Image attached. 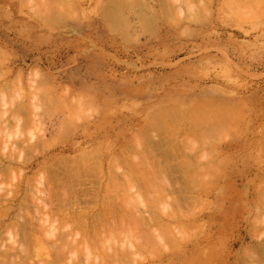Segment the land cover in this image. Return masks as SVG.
Instances as JSON below:
<instances>
[{
  "label": "rangeland",
  "instance_id": "1",
  "mask_svg": "<svg viewBox=\"0 0 264 264\" xmlns=\"http://www.w3.org/2000/svg\"><path fill=\"white\" fill-rule=\"evenodd\" d=\"M40 1V0H39ZM39 1H36V0H30V3H29V0H0V102H1V104H0V107H1V109H0V112H2V110L3 111H7V113H5V112H2V114H4V115H2V114H0V115H2L1 116V118L2 117H5V119H7L10 115V112H12L11 110H13V111H16L17 109H18V111H17V114H14L15 112H13V113H11V115H13V116H10L11 117V119L9 118L8 120H6L5 122H7V121H9V125L7 124V123H5L4 121V123L5 124H7V126H5V124L4 123H2V125H1V120H0V127H2V128H4V126L6 127V129L8 130V126H9V129H10V126H12L11 124H14V122H17V121H19V122H17V124L19 123V127H18V125H13V127H14V129H15V134H14V131H13V129L11 128L10 129V131H11V133H12V136L9 138V139H11L13 136H17L16 138L15 137H13V138H15V139H11V141H9V142H11L10 144H12L13 143V145H15V147H16V145L18 146V145H21V146H19V147H14V149H16V151L17 152H21V150L19 151V149L21 148L22 149V154H17V152L15 151V150H13V146H11L10 144H9V142H8V139H7V136H6V138H5V136H0V138H1V140L2 141H6V139H7V144L5 143H3L2 141H0L1 143L0 144H4L3 146H5V145H7L6 147H4V148H6L5 150H7V151H5V152H3V149H2V145H1V149H2V151H0V152H3V153H5L4 155H3V153L2 154H0V160H2V163L0 164L1 166V168L0 169H3V167L7 170H10L9 168H12L11 166H9V168H6L7 166H8V164L9 165H13V169L15 170V169H19V170H16V173H14L13 171H8V172H10V173H14L13 174V176H14V178H15V180L14 181H12V179H13V177L10 179V183H6L5 181L7 180V179H9V177H7L6 178V180H3V178H5L6 176H7V174L8 173H4L3 171H2V174H4L5 175V177L3 176V178H2V174H0V179H1V184L0 185H2V186H0V191H1V187L2 188H5L4 190H6L7 189V187L8 186H10V188L8 187V189H7V193H8V195H9V198H10V196L13 194L14 196L13 197H15V196H17L16 198H17V200H16V198H15V202H14V198H13V200H12V197L8 200V199H6V197L4 196V192H6V191H4V192H2V193H4V194H2L1 192H0V194H2V197L4 196V198L5 199H2V201H0L2 204H3V201H7L8 200V202H6L7 204H8V206H10V207H7V205L5 206V202H4V205H1L0 206V209L2 210V209H5L6 207L7 208H12L13 207V209H10V210H12V211H10L9 209H8V212L10 213H8V212H6L7 214H6V216H7V218H5V215H4V219L2 218V220L0 219V221H3V222H5V219H6V224H9V223H12V221H14V223H15V221L17 220H19L17 223H15V224H18L19 222V227H20V230L18 229V226L17 227H14V228H17V230H13V228L11 229V226L13 227V225H14V223H12L11 225H10V228H9V230L10 231H2V232H0V235L1 236H4L3 238L0 236V240H1V238L4 240V239H6V238H9L10 239V244H16V243H13V241H12V243H11V235L9 234V233H11L12 231L13 232H17L18 230V233H12V235L14 234V238H15V234H17L18 235V238L19 239H21L20 241L21 242H18L19 244H16V246L17 245H21V244H26L25 243V241L26 240H28V239H26V240H23L22 241V238H24V233H22L24 230H25V228H26V231H27V233H28V231H29V233H30V235L29 234H27L28 236H30L29 237V239L30 240H28V243H29V241H31V243L32 244H34L35 246H34V248L36 247V244L34 243L36 240H35V234H36V232H37V230H35V228H40V224L38 225V227H37V225H36V223L34 222V218L36 219V217L34 216L33 218H29V216H30V213H34V209H36L37 207H35V206H33V204H34V202L32 203L31 201L32 200H30L31 199V197L33 196V194H34V190H33V188H35V184L37 185L36 186V188L38 189V188H41L42 186L45 188V186H48V184L49 185H51V186H54V188H56V187H59V186H56L55 187V184L54 183H56L57 182V178H62V177H64V175L62 176L61 174L64 172V170L66 169V167H68L67 169H68V171H65V172H69V176H71V177H73V173L74 174H76V176L78 175V170H79V172H86L87 171V169H85V167H87L86 165H84V169H82V167L81 166H83L82 164H84V161H85V164H86V160H88L89 158H87L86 156H84V155H89V154H87L88 152H94V149L97 151V152H94V156L93 157H95L96 156V154L98 153L99 155H100V153L102 154V156H103V158H102V156L100 155H98L97 157L99 158V157H101V159L99 158V159H96L97 157H95L94 159H96L97 160V162L93 159V158H91V160L90 161H93V164L94 165H97V166H99L101 163H103V165H101L100 167L102 168V166H105L104 168H103V170H105V172L103 173V175H105V179L106 180H101V179H103V177H101V174H102V171L100 170L99 171V174H98V176L100 175V178L98 179L96 176H95V181H100V182H98V184L97 185H94L93 184V182H94V180H89L90 179V177L93 179L94 178V176H93V174H92V172L93 173H96V175H97V169L99 170V168L100 167H97L96 169H93L92 167H95V166H92V167H89L88 166V168H91L90 170H91V173H88V174H83V176H85V175H92V176H85L84 178H86L87 177V181H89V182H91L92 181V186L94 185V186H100L101 184H102V182H104V183H106L107 184V186H106V184H102V185H104L103 187H104V192H102L101 193V197L102 196H104L105 195V197L106 198H108L109 199V196L108 195H110L111 194V196H110V198L111 199H114V201H115V205L116 204H118L117 203V201H118V199H116L115 200V198H117L116 197V195H118L119 196V193H120V196L122 197V195H121V193H123V196L125 197L123 200H124V202H125V199H126V194H128V193H130V191L129 190H125V189H123L124 191H122V192H119L118 190H119V188L117 189V192H111L112 190H114V189H112V188H109L108 189V185L109 184H111V182H110V180H111V178H109V177H111L110 176V174H113L111 171L109 172V170H108V168L110 169V170H112V171H114V169H115V171H117V167L120 165V164H122L121 166L123 167V168H121V170L119 169V171H117L118 173V176L116 175V177H118V178H120L121 176L119 175V174H122V173H124V171H125V173L127 172V171H131L132 172V167H133V159H130V162H132L131 163V166H129V165H127V163L126 162H128V160H125V159H129V158H131V156H130V154L132 155V153H133V155L135 154V152H137V148H135V147H139V149H141L142 148V146H138V142L137 141H139V138L141 137V139L142 140H140V144L142 145V143H141V141L143 142V144H146V142L148 143L149 142V140H153L152 139V137L155 135V137H154V139L155 138H157L156 136L158 135V136H160L161 138H162V134H160L162 131H167V130H164V128L163 127H160L161 125H158L159 123V121H158V119L156 118V117H158L159 118V120H160V118H166V112H165V110L166 111H169V112H171V113H174V112H176V113H174L173 115H176L177 117H179V118H182V116L183 115H186L187 113V115H186V117L187 118H189V119H187L186 117V119H184V116H183V118L182 119H180L181 120V122H179V121H177V123L175 122V124H178V123H180L178 126H177V129H174L175 127V125L173 124V123H170V127L168 128V129H171L172 130V125H173V130H172V133H174V135L172 134V133H168V135L167 134H164V132H162L163 133V137L164 138H162V140L163 139H166V140H168L169 142V144L171 143V145H169V144H165V140H163L164 141V144L163 143H161L160 142V137H159V139H156V140H158V142H160L161 144H163V145H161V146H163V148H161V146H159V149H157L158 147H157V145H156V143L154 142H151V143H153V144H155V146H156V151L154 150V148H152V147H155L153 144H150V143H148V144H150V145H153V146H149L148 144H146V146H148L149 147V149H148V147H145V145L143 146V148L145 147L147 150H149V151H146V149H145V152H147L146 154H147V156H148V153L149 152H151V154H149L150 156L151 155H154L155 157H156V161H158V160H160V162L162 163V161H164L165 163H166V161L170 164V166H168V167H170V169L168 168V170H169V173H167L168 171L167 170H158V168H157V163H158V165L159 166H161L160 164V162L158 161V162H155V166H154V164L152 163V161H151V163H152V166H154L155 168H156V172H160V173H162V175H165V177H166V174L164 173V171L168 174V178H170V176L172 177V178H170L171 180H172V183L171 182H166V180H165V182L167 183H165L164 182V179H166L165 177H164V179H162L161 180V182L163 183H165L166 185H168V184H170V185H168V188H169V186H173V184H174V182H175V185H176V187H177V185L181 188V189H184V191H182V190H179L178 188V191L180 192L181 191V193H179L178 191H177V189H175V187L174 188H172V189H175V191L176 192H173V193H171L172 191H174V190H172V191H167L166 190V188L164 187V189H165V191H161V190H159L158 189V187H161L160 185H162V183L160 184L159 182L158 183H156L157 185H158V187H157V189L160 191V193L162 194V193H165L166 191H167V193H166V195L168 194V195H174V193H175V195H176V197L178 196V198H176V197H173V195H172V197L170 198V196H168V198L167 197H162V196H166L165 194H163L162 196L160 195V198L162 197V201L163 202H165L164 204H162V206L163 205H165V207H166V211H170V209H169V207H171V209H175L176 207H177V210H178V206H174V205H176V204H178L179 205V203H180V205H181V207L179 208V210H182L181 208H183L184 206H185V204H186V202L184 203V200H181V199H183V197H184V199H185V201L187 200V202L189 203V205H188V203H187V205L185 206L186 208H190L191 206H190V204L192 205V209L193 208H195L194 210V214H193V212H191L192 210L191 209H189V210H184V209H186V208H184L183 209V211L185 212L186 211V213H187V211H188V214L189 213H191V218H189L187 215H186V219H184L183 218V220H182V217H185V215H183V213L184 212H181V218H179L178 216H179V210L177 211V213L178 214H175V213H172V212H170V213H172V215H171V218H173L172 216L174 215H176V218L178 217L179 218V220L178 219H176L175 217H174V220L176 219V221H172V219L171 220H169V217L166 219V217L167 216H169L168 214L169 213H167L166 211H165V213H167V215H166V217H164L163 215L165 214L164 213V211H163V213H161V212H159V211H157L158 209H160V210H162L163 208H162V206H161V201H158V202H160L159 204L160 205H158V206H160V208H158L157 207V205H155L156 206V208H158V209H156L155 207L154 208H151L150 210V212L152 213V212H154V210L156 209V212H154V213H156V215H157V218L160 216V217H162V220H163V222H160L159 223V220L157 219V222H155V218H156V216L155 215H153V213H152V215H153V217L152 218H154V216H155V218L153 219V221L155 222V223H153L150 219H149V221H150V229H149V223L148 224H145V223H147L148 221V219H145V216H146V214L148 215L146 218H149L150 217V214L151 213H148L149 211L147 210V208L145 207V209H146V213H145V215H144V217H142V218H140L139 220L140 221H137L138 223L137 224H135V221H134V223H132V225L133 224H135V226L136 225H138L139 226V224H143L144 223V221H145V227H146V225H148L146 228H147V230H146V228L144 227L142 230L139 228L138 230H137V227H136V230L137 231H135L137 234H138V236L140 235V232H141V234H142V231L144 230H146V232L147 231H150L151 230V228H155V226H157L156 224L157 223H159V226L161 227V226H163L164 225V227H168L169 228V225L167 226V225H165V224H167V222L168 223H170V225H174V224H182L181 226H184L185 227V224H186V227L188 228V227H190V226H193L194 227V225H195V223L197 224V225H199V224H201V226L203 227H201L200 225V228L199 229H196V227H198V226H196V227H194L195 229H191V232H189V233H192L193 232V234H192V236H195V234H194V231L195 230H198V237H192L193 239H191L190 238V240L188 239L189 237H191V235L187 238V240L189 241V243L188 242H185V241H183V239H185L186 240V238H185V236L187 235V234H189L188 232H187V234L185 233V232H182L183 234H179V236H181V238H179V241H177L178 243L180 242V240L182 239V241L183 242H185L184 244H179V246H177L178 245V243L176 242V241H174L175 239H174V236L173 235H175V234H177L178 235V233H179V230L180 229H178V231L177 230H175V228H169V229H172V230H170V232H172V231H175V234H171V233H166V232H164V231H166V230H164L163 231V227H162V229L160 230V227L158 226V227H156V230H157V228L159 229V231L161 232H164V233H166V234H170V235H172V237L173 238H171V236H170V238L173 240H171L170 238L169 239H166V238H161V240H163V242H165V241H171V242H175V244H176V246H177V248H175L176 246H175V244H174V247H172L171 245L173 244H171V242H169V247L171 246L172 248H174L173 249V251L171 250V249H169L168 250V246H167V244H166V250H164L163 248L160 250V251H158L157 249L158 248H160L161 246L159 245L160 243L158 242V245L160 246H158L157 247V249H156V247L154 248V250H152V248L154 247V246H152L153 244H152V242L153 241H155V240H150L149 239V236L150 237H152V238H154L153 237V235H156V237L155 238H157L156 240L157 241H160L159 239H158V236L157 235H159L160 233L158 232V230H157V234H155L156 232L155 231H153V232H155L154 234H151L150 232H147L148 233V236L146 237V235L147 234H144V231H143V234H144V236L142 235V238H145L144 240L142 239V242H141V240L139 241V238L141 237V236H139V238H138V242H141V244L143 243L144 245H146L145 244V240H150L149 242L151 243V245L149 246V244L148 245H146V246H148V247H144V245H143V247L144 248H142V245L140 244V247H141V250L143 249V251L141 252L142 253V255H141V253H139L138 254V252L136 253V248L137 247H139V246H137V245H139L138 243H136L137 242V239H135V236L133 237L135 240H136V242L134 241V240H131V238H130V236L128 237V236H125V235H128V233L127 234H125L127 231H126V228L125 227H121L120 229L121 230H123L124 231V235L123 234H121V236L123 235V236H125V238L127 237L128 239H129V241H127V244H128V242H132V241H134V242H132V243H130V245L132 244V245H135V246H137V247H135V249H133V250H131V251H135L134 252V254L136 253V255H134L133 253H130L131 255L133 254V257L135 258V263H133V262H131V261H133V258H131L130 260L128 259L129 257H131L130 255H125L124 254V252H125V250H122L121 249V247L123 248L124 246H122L121 245V247H120V249L123 251V255H125V257H123V255L121 254L122 252H121V250L119 251V252H117L118 253V258L117 259H120L121 258V256H122V258L124 259V258H126V259H128L129 261H128V263L130 264V263H132V264H169L170 262V260H174V261H178V262H172L171 261V263L172 264H188L189 262V264H193V261H192V258L194 257V256H196L197 254V257L198 256H200L201 255V252L203 251L201 248H206V250L208 249V248H212V249H210L211 250V252L210 251H208V252H202V254L204 253V255L207 257L208 255V253H209V255L214 251V247H216V246H213V244L215 245H217V248L218 247H220V248H218L219 250V252L217 253H214L213 255H221V256H223V257H221V256H219V258L217 259V261L215 262V259L217 258L216 256H214V257H216L215 259H213V263H211L212 261H211V257L213 258V256H209L208 258L210 259H208V258H206V259H208V260H206V261H208V262H210L209 264H237V260H239L240 259V257H239V255L240 254H237V253H241V250L243 251V249L244 248H246V247H250L249 245H251L253 242H251V241H253V239H252V237H254V236H257V235H255L256 234V231H259L258 229L257 230H255V233H253V235H252V237L250 236V233L251 232H249V225H250V221H252L253 220V217H254V219H255V213L251 216V211H254L255 210V208H256V204L257 205H259L260 203L262 204V202L264 201V198H263V196L262 195H264L263 194V189L261 188V187H263V183H264V165H263V160H264V152H263V148H264V141H263V139H264V9H262V7H264V5L262 6V4H264V1H263V3L260 1V3L258 2L257 3V0H250V1H248L247 2V0L245 1L246 3H248V4H251V6H248V4H247V7H245V3H244V1H242V3H241V1L240 0H235V2L237 3V4H239V6L240 7H245V13H247V11H251V12H249V15L251 14V13H256V12H259L261 9L263 10H261L260 12H259V15H258V13H256V15L254 14V15H252V16H256V18H252V20H251V18L250 17H252V16H247L248 18H246L245 16H243L244 18H241L242 16L241 15H239L238 13H237V15H236V12H233V10H229V9H227L226 10V8L224 9V5L226 4V0H210V1H208V3H210V5L208 4V3H206L207 1H203V0H201V1H195V0H188V1H190V2H192V3H195L194 5L195 6H197L198 7V5L197 4H201L202 3V1L203 2H205L206 3V7H208L209 6V8H210V6H211V10H213V11H210L211 13H212V15H211V13H210V15H209V18L207 17H203V16H201L199 13L197 14V12H196V14L198 15L197 16V19H199V20H201L202 21V19H200V18H204L203 19V21H202V23L200 22V21H198L197 19H196V17H194L193 15H195L196 16V14H194L193 12L192 13H188V11H198V10H200V11H202V13H204L203 12V10H205L204 9V5H203V7L201 6V7H198V9H196L195 10V8L192 10V9H189V10H187L188 8H184V2H183V5H181L182 3L180 2V4L178 5L176 2H174L173 3V5L175 4L176 6H177V8H176V6L174 5V6H172V2L170 1H168L169 3H171V5L170 4H168V2L166 1V0H164V1H160V0H149L148 2H147V4H149V6H146L147 4H146V1L147 0H139V1H141V2H143L142 4H141V2H139L138 0H137V3L139 4H136V3H134V4H136V7L134 6V5H132V4H128V5H126V8H127V11L125 12L126 14H124V15H129V16H127V17H129L128 18V20H127V17L125 16V18H124V15L122 16L121 14H123V13H121L120 15H117V16H119V17H117L116 18V20L111 24V19L113 18H111V16L112 15H114V14H112V13H109L110 11L111 12H113L112 11V7H111V5H108L107 4V1H105V0H59L60 2L62 1L63 2V4H65L66 5V3H67V5L65 6V5H61L60 4V2L58 3V5L60 4V6L61 7H68V9L70 8V6H74V7H77L78 8V10L81 12L80 13V15H78V17L80 18H78L79 20H80V22L77 20V22H76V19L74 20L75 21V23L72 21V19L70 20V21H72V22H69V21H67V23L65 22V21H63L64 19H62V18H64V17H69L68 15H72V14H74V12L73 11H76V13H77V8H74L73 7V9H75V10H73L72 9V11L70 10V12L68 11H66L65 13L64 12H62L61 10H60V7L59 8H57L56 7V10L58 9L61 13H63V16L64 17H61L60 15H61V13L58 11L57 13L55 12L54 14H52V10H53V12H54V5H57V2H56V0H54V2L52 1V3H55L54 5L52 4V3H49V5L51 4L53 7H52V10H50V15H49V17L51 16V18H49L48 17V14L49 13H47V17L46 18H48V19H46V20H49L50 22H51V19H52V16L53 15H59L58 17L60 18V19H62V21L58 18V21H60L61 23L62 22H64V23H66L65 25H67V26H63V25H61V23L59 24V26L60 27H62V29L59 27V26H57V24H58V22H56L55 24H54V22L52 23L53 25H55V28H54V26L53 27H51L52 25H51V23L50 24H48V22L47 21H45V20H43V21H45L47 24L45 25V23L44 22H42V19H44V18H39L40 16V14H38V9L37 8H39V11H40V9H41V11H40V13L42 12V8H40V6H41V4H43V3H40ZM42 1V0H41ZM44 1V0H43ZM42 1V2H43ZM47 0H45V2H46ZM50 1V0H49ZM48 1V2H49ZM81 1V2H80ZM194 1V2H193ZM237 1H239L240 3H238ZM259 1V0H258ZM27 2V3H26ZM36 2V3H35ZM37 2H39V7H37ZM47 2V3H48ZM61 2V3H62ZM77 4V5H75V3ZM83 2V3H82ZM104 2L106 3L105 5H107V6H109V7H107V6H105L104 5ZM152 2V3H151ZM154 2H156L155 3V5H154ZM164 2H166V5H164L165 3ZM25 3H26V5L29 3L30 4V6L28 5V8H25L26 7V5H25ZM161 3V4H160ZM162 3H163V5H162ZM197 3V4H196ZM204 3V4H205ZM214 3V4H213ZM224 3V4H223ZM110 4V3H109ZM141 4V5H140ZM157 4V5H156ZM168 4V5H167ZM203 4V3H202ZM223 4V5H222ZM242 4V5H241ZM245 4V5H244ZM254 4V5H253ZM25 5V6H24ZM31 5H32V7L34 6V8H36V9H33L32 10V12L30 11V7H31ZM57 5V6H58ZM102 5V6H101ZM212 5H213V7H212ZM44 6L46 7V8H49V6L47 5V4H43V8H44ZM128 6H131V7H128ZM140 6H142V8L140 7ZM146 6V7H145ZM151 6H154V8L153 7H151ZM156 6V7H155ZM161 6L163 7V8H161ZM172 7L171 9L172 10H170L168 7ZM181 6V7H180ZM186 6V5H185ZM200 6V5H199ZM225 6H227V5H225ZM254 6V7H253ZM256 6V7H255ZM135 8V9H132L131 10V8ZM137 7H139V8H141V10L143 9V7H144V11H142L141 12V19H140V14H138V13H140V9H138ZM175 7V8H174ZM180 7V8H179ZM205 7V8H206ZM253 8V9H251V8ZM260 7H261V9H260ZM51 8V7H50ZM129 8V9H128ZM146 8H148V10L146 9ZM152 9V10H150V9ZM159 8V9H158ZM164 8H166V10H168V11H166ZM181 9V10H183L184 11V17H185V19L182 17V19L180 18L181 16H183L182 15V13L183 12H181V11H179V10H177V9ZM203 8V9H202ZM228 8V7H227ZM67 8L66 9H64L63 8V11L64 10H68ZM105 11H104V10ZM110 9V10H109ZM138 9V10H137ZM146 9V10H145ZM163 9H164V11H163ZM224 9V10H223ZM254 9H257V10H255L254 11ZM36 10H37V14H35L36 13ZM55 10V11H56ZM99 11V13H98V11ZM101 10V11H100ZM103 10V11H102ZM123 10V8L121 9V11ZM135 10V11H134ZM154 10H156V11H154ZM174 10L176 11L177 10V12H180V13H177V12H174ZM207 10V9H206ZM210 10V9H209ZM226 10V11H225ZM229 10V11H228ZM247 10V11H246ZM253 10V11H252ZM259 10V11H258ZM45 11V10H44ZM79 11H78V13H79ZM106 11H109L108 13L106 12ZM124 11H125V7H124ZM129 11V12H128ZM147 11V12H146ZM172 11V12H171ZM187 11V12H186ZM46 12H47V10L45 11V13H41V14H46ZM73 12V13H72ZM103 12V13H102ZM104 12H105V14H104ZM148 14H146V13ZM161 14V13H171L170 14V16H172L171 18H170V16L169 15H160L159 13ZM206 12V11H205ZM224 12V13H223ZM232 13V15H234V13H235V16H232V15H230V13ZM59 13V14H58ZM71 13V14H70ZM76 13H75V16H76ZM109 14L110 15V17H108V19L110 20V21H108V20H106V16H109V15H107V14ZM128 13V14H127ZM130 13V14H129ZM133 13V15H131ZM135 13V14H134ZM142 13H144V14H146L147 15V18L145 17H143V15L144 14H142ZM151 13V14H150ZM158 13V14H157ZM207 13L209 14V11H207ZM229 13V15H227ZM103 14V15H102ZM112 14V15H111ZM136 14H138L137 16H136ZM189 16H188V15ZM193 14V15H192ZM104 15H105V17H104ZM175 15H177V17L175 16ZM181 15V16H180ZM187 15V16H186ZM190 15H192V17H190ZM203 15V14H202ZM207 14L205 13V15L204 16H206ZM247 15H248V13H247ZM42 16V15H41ZM72 16H74V15H72ZM71 16V17H72ZM74 16V17H75ZM103 18H102V17ZM122 16V17H121ZM139 16V17H138ZM149 16V17H148ZM150 16H151V19H153V20H151V22L153 23H151V22H149L148 23V20H150ZM167 16V17H166ZM241 16V17H240ZM45 17V16H44ZM54 18H57L56 16H53ZM77 17V16H76ZM75 17V18H76ZM116 17V16H115ZM121 17V19H123L124 21H122V23H125L126 22V24L125 25H121V20H119V18ZM133 17V18H132ZM153 17V18H152ZM177 18V19H180V20H177V19H175V18ZM190 17V18H189ZM199 17V18H198ZM73 18V17H72ZM173 18V19H172ZM189 18V19H193L192 21H191V23H190V20L187 19ZM206 18V19H205ZM246 18V19H245ZM103 19H105V21L103 20ZM117 19L120 21H118L119 23H120V25H118L116 22H117ZM139 19H140V21H139ZM176 20V21H178V22H173V20ZM184 19V21H182ZM209 19V20H208ZM242 19H245V20H242ZM254 19V20H253ZM69 20V19H68ZM113 20V19H112ZM131 20H133V21H131ZM166 20V21H165ZM172 20V21H171ZM198 21L197 22V24H196V22L195 21ZM248 20V21H247ZM41 21V22H40ZM55 21H57V19L55 20ZM143 21V22H142ZM147 23H146V22ZM170 21L171 22H173V23H175V26H172V25H174L173 23L171 24L170 23ZM182 21V22H181ZM189 21V22H188ZM107 22H109V25L111 24L112 26H113V24L115 23L116 24V26H114L115 27V29H116V32L114 31V28H112V27H110L109 28V25L107 24ZM127 22H128V26L127 27H125L126 25H127ZM180 22V23H179ZM195 22V23H194ZM205 22V23H204ZM77 23V24H76ZM141 23V24H140ZM145 23L147 24V26H145L146 27V29H145V27H144V25H145ZM179 23V25H176V24H178ZM184 23V24H183ZM199 23V24H198ZM204 23V24H203ZM63 24V23H62ZM70 24V25H69ZM130 24V25H129ZM136 25V27L134 26V25ZM148 24H150V25H148ZM182 24H183V26H182ZM49 25H51V26H49ZM117 25H118V27H117ZM132 25V26H131ZM143 25V26H142ZM181 25V26H180ZM193 25V26H192ZM70 26V27H69ZM72 26V27H71ZM121 26V27H120ZM131 26V27H130ZM139 26V27H138ZM151 26H152V29H154V31H151V33H153V34H151L150 33V29H151ZM120 27V29H122L123 28V30H120V32L118 33V28ZM187 27H188V29H187ZM74 28V29H73ZM126 28V29H125ZM128 28V29H127ZM148 28H149V32L147 31L148 30ZM68 29V30H67ZM135 31H134V30ZM137 29V30H136ZM66 30V31H65ZM78 30V31H77ZM114 31L113 33H112V31ZM127 30H130V31H126ZM145 30H146V33H145ZM183 30H185V31H187L186 33L183 31ZM77 32V33H76ZM122 32H123V34H122ZM117 33V34H116ZM126 33H127V35H126ZM132 33V34H131ZM150 33V34H149ZM191 33H192V36H191ZM126 36H125V35ZM185 34V35H184ZM186 34L188 35V36H186ZM131 35V36H130ZM183 35V36H182ZM190 35V36H189ZM128 36H130L129 38H128ZM134 36V40L133 39H131L132 37ZM137 36V37H136ZM123 38V39H122ZM128 38V39H127ZM129 40V41H124V40ZM137 39V40H136ZM213 58V59H212ZM224 58H226V59H224ZM211 60H213V62H211ZM224 60H226V61H224ZM212 63V64H211ZM226 63V64H225ZM212 65V66H208V65ZM216 64V65H215ZM224 64V65H223ZM206 65V66H205ZM191 68V69H189V68ZM209 68V69H208ZM36 72V73H35ZM34 73V74H33ZM31 74H33L32 76H31ZM38 74V75H37ZM36 77H35V76ZM34 76V77H33ZM31 77H32V79H31ZM40 77H42V78H40ZM45 77V78H44ZM30 78V79H29ZM34 78V79H33ZM39 78V79H38ZM38 79V80H37ZM43 79H46V80H43ZM19 80V81H18ZM30 80H32V81H36V82H32V81H30ZM17 81V83L15 84V83H13V82H16ZM28 81H29V83H28ZM47 81V82H46ZM51 81V82H50ZM20 84H19V83ZM49 82V83H48ZM30 83H32V84H30ZM17 86V87H15V85ZM18 84H19V86H20V88L18 89ZM40 84V85H39ZM45 86H44V85ZM14 86V88H15V90H17V94L15 93V92H13V90H14V88L12 89V88H10V89H12V90H10L9 89V87L8 86ZM29 85H31V87H29ZM33 85H38L39 87H37V86H33ZM52 87H51V86ZM23 87H24V89H23ZM34 87H35V91L37 90V88H39L38 90H40V92H41V89H43L42 90V94H44L43 96L45 97H42V94H40L39 93V91L37 90V94H38V96L37 97H33V98H31L32 96H33V94H34ZM43 87H45V88H43ZM47 87H49L50 88V90H49V88H47ZM3 88H5L4 90H3ZM6 88H8V89H6ZM17 88V89H16ZM1 89L3 90L2 92H1ZM33 89V90H32ZM44 89H45V91H44ZM46 89H48V90H46ZM8 90V92H6V93H4L5 91H7ZM14 90V91H15ZM21 90V91H20ZM19 91V92H18ZM83 91H85V93L83 92ZM87 91V92H86ZM183 91V92H182ZM223 91H225V92H223ZM10 92H12V93H10ZM46 94H45V93ZM49 92V93H48ZM67 92V93H66ZM84 94H82V93ZM182 92V93H181ZM208 92V93H207ZM209 92H212L211 94L209 93ZM7 93H9V94H7ZM64 93H65V96H66V98H65V96H64ZM78 93V94H77ZM86 93L88 94V95H86ZM214 93V94H213ZM7 94V95H6ZM24 94L26 95L25 97H24ZM29 94H31V96L29 95ZM36 94V93H35ZM49 94V96H47ZM61 94V95H60ZM66 94H68V95H66ZM80 94V95H79ZM220 94V95H219ZM5 97H4V96ZM17 95H19V96H17ZM39 95H41V96H39ZM53 95V96H52ZM62 97H60V96ZM91 97H90V96ZM233 95V96H232ZM3 96V97H2ZM14 97V102H13V100H12V98L11 97ZM36 96V95H35ZM50 96H52V97H50ZM56 96H59V97H56ZM64 96V97H63ZM69 96V97H68ZM202 96V97H201ZM207 99V98H209V99H211L212 97V99H213V102L215 103L216 101H218V102H216L215 103V105H213L214 103L212 102V99L209 101L208 99L207 100H204L205 98ZM216 96V97H215ZM228 96H230L229 98H227ZM232 96V97H231ZM1 97H2V100H1ZM15 97H16V100H15ZM20 97V98H19ZM23 97V98H22ZM38 97H40V100H38ZM71 97H72V99H71ZM74 97V98H73ZM77 97H79V98H77ZM88 97V98H87ZM163 97H165L164 99H163ZM180 97V98H179ZM215 97V98H214ZM6 98V99H5ZM8 98H10L11 99V103L9 102V100L10 99H8ZM46 98L47 99H49V100H46ZM51 98H54L55 100H52ZM57 98H58V100H57ZM67 98H68V102H67ZM220 99V102H219V99ZM231 98V99H230ZM25 99V100H24ZM28 99H29V101H28ZM34 100V99H36V100H38V101H40L39 103H40V105L39 106H41L42 107V105L44 104L45 105V103H44V101L46 102V105H50V104H48L49 103V101L50 100H52V102H50L51 103V107L50 106H43L45 109L47 108L48 109V107L50 108L48 111H46V113H45V109H41V107H37L38 105H36V104H39V103H35V100H34V106L33 107H35L34 109L36 110V108H39L40 109V111H36V114H35V112L33 111L34 109H32V107L31 108H29L31 105H33L32 104V100ZM44 99V100H43ZM61 99V100H60ZM74 99H75V101H74ZM162 99H163V101H162ZM167 101H166V100ZM171 99V100H170ZM181 99H184V100H181ZM195 99V100H194ZM201 99H203V102L201 103ZM214 99H216V100H214ZM221 99H222V101H221ZM230 99V100H229ZM238 100V103L237 102H235V100ZM245 99H248V100H245ZM258 99V100H257ZM43 100V101H42ZM60 100V101H59ZM64 100V101H63ZM85 100V101H84ZM90 100H91V102L92 103H94V104H96V106H95V108H94V111L96 110L97 112H92V110L93 109H90V108H92L91 106H92V104L90 103ZM93 100V101H92ZM95 100V101H94ZM165 100V101H164ZM181 100V101H180ZM186 100V101H185ZM224 100V101H223ZM230 101V104L233 106H229L230 104L227 102V101ZM236 100V101H237ZM243 100H245L246 102V104H247V106H248V109L247 108H243L244 109V111H243V109H242V102H244ZM255 100H257V101H255ZM8 101V102H7ZM47 101H48V103H47ZM62 101V102H61ZM76 101H77V104H78V101L81 103V101L83 102V103H85V104H82L80 107V109H81V111H79L80 109L79 108H77V104H76ZM88 101H89V104H88V106H90V107H88L87 109H83V107H84V105H86L85 106V108L87 107V103H88ZM160 101H162L163 103H160ZM169 101V102H168ZM200 101V103H198ZM210 104V105H213V106H211L210 107V105L209 106H207V107H205V108H207V111H206V109H204V105H205V103L206 104H208L207 102ZM252 101H253V103H252ZM29 102V103H28ZM30 102H31V105L30 106H28V104H30ZM41 102H43V103H41ZM54 102V103H53ZM56 102H58L60 105H58V103L56 104ZM71 106V108H70V106L67 104V103ZM168 102V104L167 105H165V103H167ZM205 102V103H204ZM7 103V104H6ZM25 105H24V104ZM169 103H171V104H169ZM194 103V104H193ZM195 103H197V104H195ZM213 103V104H212ZM223 103V104H222ZM228 103V105L227 106H223L224 104L226 105ZM245 103L243 104V105H245ZM5 104V105H4ZM26 104H27V106H26ZM42 104V105H41ZM61 104H63V105H61ZM74 104H75V106H74ZM109 104H111V105H109ZM181 104V105H180ZM203 105L202 106V108H201V110L200 109H196V110H194V111H196V117H197V115L198 114H200V112H201V114L203 113V114H205L206 112H207V114L208 115H210L211 113V115L212 116H215L216 117V119L217 120H221V121H223V122H221V124H220V126L222 127V129H220V126H217V125H219V124H217L218 122H217V120L216 119H214L213 117H210V116H207V118L208 117H210L208 120L211 122V124H209L210 122H206L205 124H207L208 125V127H209V129L206 127L207 125H205L204 124V122L206 121V114L205 115H201L200 114V116H204V122H203V120H202V124L203 125H205V127H202V125H201V122L199 121V124L198 125H200L201 126V128H206V130H204V132H202L203 131V129H198L200 132H199V134L197 135V134H195L196 135V137H195V135L193 134L194 133V131L193 132H191V134L192 135H194V136H192L191 134V136L190 135H188L187 134V136L189 137V139L187 138V140H191L192 139V137H194V138H197L199 135V137L196 139V140H191L192 141V148L194 149H192L191 148V150H190V146L191 145H189V144H187V147H186V145H185V141H186V132H189V131H191L192 129L194 130L195 128V124H193V123H196V122H192L194 119H197V118H192V115H194V114H192V113H194V111L192 112L191 111V114H189L190 113V111L189 110H191V108H193L194 107V105ZM220 104H222V105H219ZM233 104H235V105H233ZM236 104H238V105H236ZM240 104V105H239ZM21 105H24L23 106V108L24 107H27L28 109H30V110H28V109H26V108H24L23 109V113H24V111H25V109H26V111H27V113H26V111H25V113L27 114H23L22 113V117L20 118L21 120H19V118H18V116H19V113L21 112V111H19V107H20V109L22 110V106ZM36 105V106H35ZM53 105H54V108H52L53 107ZM68 106L69 107V109H68V107H66V106ZM79 105V104H78ZM109 105V106H108ZM170 105V106H169ZM198 105V106H199ZM200 105V106H201ZM3 106V107H2ZM6 106V107H5ZM60 106V107H59ZM65 106V108H63ZM83 106V107H82ZM170 108H169V107ZM175 106H177L176 107V109L178 110V111H176L175 110ZM195 106V107H196ZM197 106V107H198ZM217 107V108H215V107ZM239 106V107H238ZM246 106V105H245ZM244 106V107H245ZM18 107V108H17ZM79 107V106H78ZM163 107H166V108H163ZM191 107V108H190ZM214 107V108H213ZM223 107H224V109H223ZM226 107H228V108H226ZM230 107V108H229ZM237 107H238V109H237ZM3 108V109H2ZM75 108H77L76 110H75ZM168 108H169V110H168ZM200 108V107H199ZM213 110H212V109ZM235 110V111H233V114H232V110L233 109ZM241 108V109H240ZM38 109V110H39ZM46 109V110H47ZM64 109V110H63ZM74 110V112H69L68 113V111H66V110H69V111H72V110ZM164 110V113L162 114L161 112H160V110ZM175 110V111H172V110ZM183 109H184V111H183ZM193 109H195V108H193ZM192 109V110H193ZM220 109V110H219ZM224 110V111H222V110ZM246 109V110H245ZM32 110V112H30ZM82 110H84V111H82ZM87 110H88V114H87ZM181 110V111H180ZM212 110V111H211ZM218 110V111H217ZM29 111V112H28ZM42 111V112H41ZM76 111V112H75ZM90 111V112H89ZM199 111V112H198ZM226 111V112H225ZM237 111V112H236ZM241 113H239V112ZM241 111H243V112H245V114L244 113H242ZM63 112V113H62ZM65 112V113H64ZM79 112V113H78ZM80 112H81V115H80ZM84 112L86 113V117H85V115H83L84 114ZM158 112L160 113V114H158ZM177 112H179L178 114H177ZM180 112L182 113V114H180ZM185 114H184V113ZM217 112V113H216ZM236 112V113H235ZM248 112H250V113H248ZM38 113V114H37ZM56 113V114H55ZM78 115H77V114ZM89 113H90V115H89ZM93 113V114H92ZM171 113L169 114V115H171ZM210 113V114H209ZM216 113V114H215ZM224 113V114H223ZM227 113L229 114V115H227ZM235 113V114H234ZM6 114H7V116H6ZM35 114V115H34ZM44 114V115H43ZM64 114V115H63ZM66 114V115H65ZM71 114H73V116H71ZM164 114H166L165 116H164ZM213 114H215V115H213ZM220 114V115H219ZM226 114V115H225ZM236 114H237V118L235 117L236 116ZM240 116H239V115ZM249 114V115H248ZM18 115V116H17ZM25 115V116H24ZM32 115L33 116H35L36 118H38V117H41L42 119H44V121L42 120V119H40V118H38L36 121L35 120H33L34 118L32 117ZM42 115V116H41ZM76 115V116H75ZM88 115V116H87ZM92 115V116H91ZM154 115H157V116H154ZM191 115V116H190ZM223 115H225L224 117H222ZM242 115V116H241ZM247 115H248V117H247ZM24 116V117H23ZM28 116H30V117H32L33 119H29V120H33L32 121V123L34 122V124H36V122H37V126H34V124H32L33 125V132L34 133H28V129L30 128V130L29 131H31V127L30 126H32L31 125V123L29 122V120H28ZM64 116L66 117V118H64ZM73 118H71V117ZM78 116V117H77ZM79 116H81L80 117V119H79ZM91 116V117H90ZM151 116V117H150ZM190 116V117H189ZM227 116V118H226V120H225V122H224V118ZM230 116V117H229ZM233 116V117H232ZM239 116V117H238ZM7 117V118H6ZM12 117H15V118H17L16 120L17 121H15V118H13L12 119ZM68 117H69V119H68ZM83 117H85V118H83ZM153 117H155L156 119H157V123L158 124H155V122H156V119H154V120H152V121H155V122H153L154 124H155V126L157 125L158 126V128L156 129L155 127L154 128H152V130L154 129V132L150 135L148 132H150V131H152V130H150V128L152 127V126H154V124L151 122V120L150 119H152ZM194 117V116H193ZM219 117H221L220 119H218ZM234 117H235V119H237V120H235L234 119ZM242 117V118H241ZM0 118V119H1ZM24 118V119H23ZM212 118V119H211ZM232 118V119H231ZM246 118V119H245ZM64 119L66 120V122L64 121ZM86 119H88V120H86ZM223 119V120H222ZM234 119V120H233ZM242 121H241V120ZM245 119V120H244ZM2 120H4V118H2ZM14 120V121H13ZM27 121L26 122V126H25V122L24 121ZM39 120H41V121H39ZM79 120H81V121H79ZM82 120H85V121H82ZM182 120H188L187 122L186 121H182ZM192 120V121H191ZM207 120V121H208ZM214 121V123H213V121ZM230 120V121H229ZM241 121V122H243V124L241 125V122H239L238 123V121ZM248 120V121H247ZM11 121V122H10ZM12 121H13V123H12ZM61 121H63V122H61ZM68 121H70L71 122V124H68ZM151 122V124H150V126L147 124L148 122ZM161 121H163V120H161ZM160 121V122H161ZM197 121V123H198V119L196 120ZM232 121H235V122H237V123H235V122H232ZM245 121H247V122H245ZM24 123L23 124V126H25L23 129L26 131V129H27V133H25V131H24V133H23V129H21V130H19L21 127H23V126H20L22 123ZM74 122H75V124H77L76 122H78V126L76 125H74ZM149 122V123H150ZM186 122V123H185ZM190 122H192V123H190ZM217 122V123H216ZM219 122V123H220ZM227 122V123H226ZM231 122V123H230ZM28 123H29V125H28ZM40 125H39V124ZM196 123V124H197ZM214 124V126L216 127V129H215V127H214V130H212L213 129V127H211L213 124ZM222 123H224V124H222ZM3 124H4V126H3ZM16 124V123H15ZM63 124H64V126H63ZM69 126H71V127H68V125ZM190 124V125H189ZM192 124H193V127H190V126H192ZM216 124V125H215ZM230 125V126H232V124L234 125L235 124V126H233V127H230V126H228V125ZM252 124H253V126H252ZM28 125V126H27ZM182 125V126H181ZM187 125V126H186ZM195 125V126H194ZM226 125H227V127H226ZM238 125V126H237ZM40 126V127H39ZM63 126V127H62ZM65 126L67 127V129L65 128ZM74 126V127H73ZM156 126V127H157ZM164 126V125H163ZM200 126H196V129H197V127H200ZM224 126V127H223ZM17 127V128H16ZM36 127V128H35ZM77 127V128H76ZM165 128H167V125H165L164 126ZM181 127V128H180ZM235 127H239V129L237 130V131H235L234 132V130H236L237 128H235ZM244 127V128H243ZM253 127V128H252ZM259 127V128H258ZM63 128V129H62ZM73 128V129H72ZM75 128V129H74ZM160 128V129H159ZM161 128H163V130L161 129ZM190 128H192V129H190ZM223 128H226V129H229L228 130V133H227V131H226V133H225V130L226 129H223ZM263 129V131H262V129ZM16 129L18 130V131H16ZM36 129V130H35ZM148 129H149V131H148ZM211 129V130H210ZM241 129H242V131H241ZM259 129V130H258ZM1 130V129H0ZM35 130V131H34ZM37 130H39V131H37ZM58 130H61V133L58 131ZM68 130V131H67ZM72 130V131H71ZM146 130H147V132H146ZM159 130H162V131H160V133L158 132ZM176 130V132H173V131H175ZM187 130V131H186ZM208 130V131H207ZM233 130V131H232ZM20 131V132H19ZM21 131H22V133H21ZM45 131V132H44ZM156 131H157V133H156ZM169 131V130H168ZM178 131V132H177ZM182 131V132H181ZM196 131V130H195ZM206 131V132H205ZM211 131H212V133L213 134H215V135H213V134H211ZM214 131H215V133H214ZM8 132H9V130H8ZM73 132H75V133H73ZM141 134H139V133ZM170 132V131H169ZM197 132V131H196ZM220 132H221V134H220ZM225 133V135H224V133ZM243 132V133H242ZM254 132H255V135H253L254 134ZM259 132H260V134H259ZM263 132V133H262ZM16 133H17V135H16ZM41 133V134H40ZM70 133V134H69ZM138 134V137H137V134ZM148 133V134H147ZM202 133H203V136L204 135H206L207 133L209 134H211V135H213V136H211V137H209L210 135H208L207 134V137H209V138H207V137H205L204 136V138L206 139V141H205V139H204V141L206 142H204V141H199V140H203V138L201 137L202 136ZM223 133V134H222ZM229 133L230 134H232V135H238V137H236V136H233V138L231 137L230 138V136H229ZM241 134V135H239V134ZM14 134V135H13ZM26 134V136H25V138H24V135ZM27 134H28V136H27ZM59 134H61V136L59 135ZM144 135V137H143V135ZM149 136V137H151L153 134V136L151 137V139L150 138H147V135ZM182 134V135H181ZM183 134H185V135H183ZM227 134H228V138H227ZM250 134V135H249ZM259 134V135H258ZM0 135H1V133H0ZM34 135H37V136H35L34 137ZM40 135V136H39ZM133 135H136V137L134 136L133 137ZM140 135V136H139ZM248 135V136H247ZM263 135V136H262ZM172 136H174V137H172ZM221 136H223L222 138H221ZM241 136V137H240ZM9 137V136H8ZM22 139L23 140V138H24V141H21L20 139ZM31 137V138H30ZM40 137V138H39ZM145 138V143H144V140H143V138ZM166 137H169L168 139L166 138ZM173 139H172V138ZM225 137H226V139H225ZM252 137V138H251ZM34 138H36V139H34ZM60 138V139H59ZM133 138H138V140L136 141L137 142V144H135L136 146H134L133 148L134 149H132V144H134V140H133ZM179 138V139H178ZM200 138V139H199ZM202 138V139H201ZM260 138H261V140H260ZM176 139V140H175ZM228 139V140H227ZM258 139H259V141H258ZM16 141V142H14V141ZM26 140V141H25ZM34 140V141H33ZM37 140V141H36ZM41 140V141H40ZM182 140H185V141H182ZM211 140V141H210ZM223 140V141H222ZM248 140V141H247ZM252 140V141H251ZM45 141H46V143H47V145L48 144H50V143H52V144H54V145H46L45 146ZM133 141V142H132ZM154 141V140H153ZM182 141V143L184 144V146H181V144L182 143H180ZM193 141H197V143L199 142V143H201V142H203V144L201 143V144H197V146H196V143L195 142H193ZM214 141V142H213ZM220 141H222V142H220ZM263 141V142H262ZM22 142H25V145H27V146H25L24 145V143H22ZM31 144L32 145V143L34 144V145H32V146H34V147H29L28 148V144ZM32 142V143H31ZM50 142V143H49ZM135 142V143H136ZM157 142V141H156ZM158 142H157V144H158ZM20 143V144H19ZM23 145H22V144ZM132 143V144H131ZM160 143L158 144V145H160ZM167 143V142H166ZM177 143V144H176ZM187 143V142H186ZM195 143V146L193 145ZM205 143V144H204ZM244 143H246V144H244ZM250 143V144H249ZM256 143H258V144H256ZM11 146V147H9V145ZM29 144V145H30ZM131 144V145H130ZM30 145V146H31ZM40 145H41V147H40ZM105 145H107V147L105 146ZM129 145L131 146V151H128L130 154L128 155V153H127V155H126V152H127V150H130L129 148ZM164 145L167 147L168 145L170 146H168L167 148H165L164 147ZM174 145V146H173ZM253 145H255V146H253ZM257 145V146H256ZM38 146V147H37ZM103 146H104V148H103ZM199 146V147H198ZM259 146V147H258ZM260 146H261V148L263 149H261L260 148ZM263 146V147H262ZM8 147H9V149H8ZM24 147H27V148H25V151H24ZM51 147V148H50ZM99 147H101L102 149V151H100V148ZM127 147V148H126ZM183 147V148H182ZM205 147V148H204ZM258 147V148H257ZM141 149V150H144V149ZM174 148H177V149H174ZM186 148V151L184 150ZM187 148H188V150H187ZM208 150H207V149ZM11 149L14 151V152H12V153H7L8 152V150H10V152H11ZM28 149V150H27ZM35 149V150H34ZM168 150L167 152H166V150ZM180 149H182V150H180ZM214 149V151H212V150ZM32 150V151H31ZM136 150V151H135ZM141 150H138V154L140 155H138V154H136L137 156H135V157H138L137 159H139L138 161H139V163H140V159L142 160L141 161V164H144L145 165V163H144V161H143V159H142V156H141V154L142 153H144L145 154V152H141ZM151 150V151H150ZM163 150V151H162ZM170 150V151H169ZM189 150H190V152L192 151V153L190 154L192 157L190 158L189 157ZM255 150V151H254ZM257 150V151H256ZM27 151V152H26ZM35 151V152H34ZM37 151V152H36ZM88 151V152H87ZM161 151V152H160ZM164 151H165V153H164ZM188 151V153H186ZM213 153H212V152ZM16 152V154H17V157L13 154V153H15ZM24 152V153H23ZM90 152V153H91ZM125 152V153H124ZM132 152V153H131ZM154 152H156V153H154ZM170 152H172V154L170 153ZM173 152H175V154H176V152H177V155H175L174 156V154H173ZM180 152V153H179ZM195 152H200V153H196L195 154ZM203 152H205V153H203ZM260 152H261V155H259L260 154ZM9 155H11V154H13V155H11V156H14L13 157V159H12V157L11 158H9L8 160H5L6 159V157L4 158V156H6L7 154ZM26 153L27 154H33L32 156L30 155H28V157L29 158H27V155H26ZM96 153V154H95ZM121 153V154H120ZM162 153H163V155H162ZM168 153V154H167ZM194 153V154H193ZM208 153H210V154H214V156L213 155H210V154H208ZM237 153V154H236ZM239 153V154H238ZM146 154L143 156V158L145 159V158H147V156H146ZM156 154V155H155ZM165 154H167V155H165ZM169 154H170V156H169ZM179 154V155H178ZM181 154V155H180ZM183 154H186L184 157H186V162L185 163H183L182 162V160H184L185 158H181V156L183 157ZM187 154H188V156H187ZM193 154V155H192ZM198 154V155H197ZM203 154H206L205 156L203 155ZM227 154H229V155H231V157L228 155V156H226ZM242 154V155H241ZM258 154V155H257ZM3 155V156H2ZM7 155V158L8 157H10V155L8 156ZM25 157H24V156ZM91 155H93V153L92 154H90L89 155V157H91ZM117 155L119 156V161H117V162H120L121 161V163H117V165H115L116 164V161L114 160V162H115V164L114 163H112L113 161H110V160H112V158L113 159H116L115 158V156L117 157ZM159 155V156H158ZM173 155V156H172ZM199 155H200V158H199ZM204 157H203V156ZM21 156V157H20ZM125 156V157H124ZM134 156H132V158L134 157ZM149 156V157H150ZM166 156V157H165ZM167 156H169V157H167ZM176 156H179L181 159H180V162L183 164V166H185V165H187L188 166V164H186V163H192L193 162V165L192 164H190L191 166H193V168H194V165H197V163L199 164V166H198V170L200 171V168L199 167H204L203 165H205V166H207V168L209 169H207L206 167H204L203 169H205V170H201V172H202V174H205L204 175V177H206V178H204L205 180H203V179H201V176H203V175H201V173L198 171V170H193V168H192V171H189L190 172V174H187L185 171H186V169L187 170H190V169H188V168H190L189 166H188V168H187V166H185V171H184V169H183V171L184 172H182V169H180L181 170V172H182V174L184 173H186V175L185 176H187L186 178H184V175H182V179L184 178L185 180L187 179V182L188 183H190L192 180L191 179H189L190 177H192V175L191 174H195L192 178H194V179H196V178H200L199 180L201 181V180H203L204 181V183H203V181H201V182H199V184L200 183H203V184H200L201 185V187H203L202 189H200V185H198V187H199V189H195L194 187L198 184V183H194V184H192L193 183V181H192V183L189 185L188 183H186V181H185V183H183L184 181H181V178H180V171H179V169H178V164H180V162L178 163L176 160H178V158L176 157ZM202 156V157H201ZM212 156H213V159H212ZM259 156V157H258ZM20 157V158H19ZM134 157V158H135ZM140 157V158H139ZM148 157V158H149ZM187 157H189V158H187ZM195 157H196V162H195V164H194V160H195ZM208 157H209V159H208ZM226 157H230L231 159H234L232 162H230V158H229V160H228V162L229 163H232V164H230V167H226V166H229V164L227 163V161H226V163L228 164V165H226L225 167H226V169L228 170V171H226V169H224L225 167L223 166L222 167V165L220 166V165H218L217 167H222V168H220V169H222V171L220 172H218V169H216L215 167V165H217V163L219 162V161H222L221 159H223L224 161H225V159L224 158H226ZM257 157H258V159H257ZM4 160H3V159ZM15 158H19L20 159V161H18L19 159H15ZM79 158H85L84 159V161L82 162V163H80V161L82 160H78ZM87 158V159H86ZM152 158H153V156H152ZM173 158V159H172ZM205 158V159H204ZM239 158V159H238ZM243 158V159H242ZM263 158V159H262ZM16 161H15V160ZM21 159L23 160V162L24 163H22V161H21ZM24 159H25V161H24ZM28 159V160H27ZM64 159V160H63ZM68 159V160H67ZM75 159H77V160H75ZM93 159V160H92ZM118 159V158H117ZM137 159H135L136 161H134V162H138L137 161ZM163 159V160H162ZM175 160V161H171L170 162V160ZM189 159H190V161H189ZM194 159V160H193ZM198 159V160H197ZM200 159V160H199ZM259 160L260 162H261V164H260V162H256L257 160ZM13 160L15 161V162H13ZM30 160V161H29ZM74 160L78 163L79 162V164H77V165H79V166H77L75 163H74ZM102 161V162H100V164H99V162L98 161ZM131 160H133V161H131ZM162 160V161H161ZM191 160H193V161H191ZM213 160V161H212ZM236 160L238 161V164H237V162H236ZM246 160V161H245ZM10 161V162H9ZM18 161V162H17ZM63 161L64 162V164H69V162H70V165H65L66 167H65V169H60V168H63V165H59V164H57L56 165V163L57 162H59V163H61V162ZM90 161H88V163H90ZM148 161V160H147ZM146 161V162H147ZM179 161V160H178ZM206 161V162H205ZM244 161H245V164H244ZM15 164H13V163ZM21 162V163H20ZM30 162V163H29ZM55 162V163H54ZM62 162V163H63ZM71 162H72V164L74 163V167L71 165ZM129 162V163H130ZM163 162V163H164ZM176 162L178 163V164H176ZM209 162H211V163H209ZM223 162V161H222ZM222 162H220L221 164H222ZM249 163V164H247V163ZM3 163H4V165L6 166H4L3 165ZM25 163H27V164H25ZM61 163V164H62ZM98 163V164H97ZM112 163V164H111ZM139 163H137V166H138V172H136V173H141V172H143V171H140V168H139V166L141 167V165H138ZM148 163V162H147ZM160 163V164H159ZM213 163V164H212ZM220 163H218V164H220ZM224 163V162H223ZM255 165H254V164ZM257 163V164H256ZM50 164V165H49ZM51 164H53V166H54V164L57 166V167H54L53 168V166L51 165ZM91 165H92V163H90ZM112 166H111V165ZM171 164H172V166H171ZM200 164H203V165H201L200 166ZM237 164V165H236ZM243 164V165H242ZM247 164V165H246ZM46 165H49V168H50V166H51V169L53 168L54 169V171L55 170H57V169H60V170H63L62 171V173H61V171L59 172V170H57L59 173H60V175H61V177H59V174H58V177L56 176L57 174H55V172L53 171V170H50L49 172L52 174V175H54L55 177H57L56 178V180H55V178H54V176H51V177H53L52 179L55 181V182H53L51 179H50V177L48 178L47 176H46V174L48 175V166H46ZM60 167H59V166ZM75 165L78 167H75ZM148 165H150V163L148 164ZM165 165H168V164H165ZM173 165H174V167L176 166L177 167V169H176V167H175V169L177 170V172L178 173H176L179 177L178 178H180V179H177V177H175V176H173V175H176V174H174L171 170H173L174 169V167H173ZM210 165V166H209ZM260 165H262V166H260ZM62 166V167H61ZM72 167V169L73 168H77L76 169V171H73L71 174L72 175H70V171L72 170V169H70L71 167ZM117 166V167H116ZM130 168H129V167ZM146 166H147V164H146ZM182 165H181V167H183ZM197 166H195V168L197 169ZM215 166V167H214ZM247 166V167H246ZM48 169H47V168ZM113 167V168H112ZM144 167V166H143ZM142 167V168H143ZM161 167H163V168H165V169H167V166H161ZM160 167V168H161ZM180 167V168H181ZM252 167V168H251ZM41 168V169H40ZM79 168H81V171H80V169ZM119 168V167H118ZM141 168V169H142ZM154 168V169H155ZM171 168H173V169H171ZM246 168V169H245ZM21 169V170H20ZM66 169V170H67ZM69 169H70V171H69ZM74 169V170H75ZM92 169L93 170H95L96 172H94V171H92ZM125 169H127V171L125 170ZM162 169V168H161ZM214 171H212V170ZM216 169V170H215ZM219 169V170H220ZM24 170V171H23ZM39 170H43V171H40V172H38ZM82 170H86V171H82ZM89 170V169H88ZM90 170L88 171V172H90ZM124 170V171H123ZM158 170V171H157ZM259 170H260V172H259ZM5 171V170H4ZM18 171H19V173H18ZM44 171H47V172H45L46 174H45V176L47 177H45L44 176V173L42 174V172H44ZM114 171V172H115ZM120 171H123L122 173H120ZM174 171V170H173ZM198 171V172H197ZM205 171V172H204ZM208 171V172H207ZM216 171V172H215ZM243 171V172H242ZM54 174H53V173ZM173 174H172V173ZM175 172V171H174ZM188 172V171H187ZM195 172H197V173H195ZM209 172L213 175V173H216V174H218V173H222V175H217L216 177L217 178H214V180H216V181H212V180H210L212 177H215V175L214 176H212L211 175V177H207V175H206V173L209 175ZM0 173H1V170H0ZM19 175H21V176H19ZM37 173V174H36ZM40 173V174H39ZM49 173V174H50ZM101 173V174H100ZM124 173V174H125ZM129 173V172H128ZM164 173V174H163ZM171 173V174H170ZM245 173V174H244ZM17 174V175H16ZM36 174V175H35ZM66 174V173H65ZM114 174H116V172L114 173ZM127 174V173H126ZM144 173H141L140 174V176L139 177H137L136 176V174H135V172H134V175H132V178L134 177V179L136 180V182L137 183H139V181L140 180H142V181H144V183H142V184H140L141 183V181H140V183H139V185H138V187L137 188H134V187H136L135 186V182L133 183L134 184V187L132 188V189H134V191H132L133 193L136 191V192H138L136 189H139V187H140V190H141V188L143 189V184H145V182L147 183L148 182V177H145L146 176V174L147 173H145L144 174V176H142ZM199 174V175H198ZM241 174H243V175H241ZM12 176V174H9V176ZM102 175V176H103ZM107 175V176H106ZM176 175V176H177ZM16 176H19L20 177V180H21V182H22V184L20 183V181H19V179L17 180V182H19V183H16V178H18V177H16ZM23 176H25V177H23ZM37 178H36V177ZM40 176V177H39ZM41 176H42V179H43V176H44V178H46V179H49L48 181L45 179L44 180V183H48L47 185H45V184H41L42 182L39 180V178L41 179ZM49 176V175H48ZM68 176V175H67ZM66 176V177H67ZM75 176V177H76ZM82 176V177H83ZM109 176V177H108ZM210 176V175H209ZM30 177H31V179H30ZM39 177V178H38ZM65 177V178H66ZM107 177H108V179L109 180H107ZM145 177V178H144ZM151 177V176H150ZM189 177V178H188ZM27 178V179H26ZM29 178V179H28ZM37 179L38 180V183H36L35 181H33V180H35V179ZM65 178H63V179H65ZM81 178V177H80ZM83 178V183L86 181L85 179ZM112 178H113V176H112ZM121 178H123V176L121 177ZM124 178H125V175H124ZM139 180H138V179ZM167 178V179H168ZM33 179V180H32ZM97 179V180H96ZM169 179V180H170ZM183 179V180H184ZM207 179V180H206ZM213 179V178H212ZM2 180H3V182H2ZM32 180V181H31ZM72 180V179H71ZM74 180V179H73ZM72 180V181H73ZM85 180V181H84ZM115 180H116V178H115ZM114 180V181H115ZM119 180V179H118ZM198 180V181H199ZM209 180H210V182L211 183H214V184H211L210 182H209ZM253 180H255V181H253ZM14 182V184L12 183V182ZM26 181V182H25ZM30 181H31V184H29L30 183ZM39 181L41 182V183H39ZM46 181V182H45ZM71 181V183H73ZM110 182L109 184H108V182ZM112 182V183H115V182ZM123 181V180H122ZM121 181V182H122ZM124 181H126V180H124ZM124 181L121 183V185H123V183H124ZM133 181V180H132ZM190 181V182H189ZM252 181V182H251ZM25 182V183H24ZM27 182H29V183H27ZM34 182V183H33ZM53 182V184H51V183ZM67 180L65 181V182H63L62 184H63V186L65 185V183L67 184ZM70 182V181H69ZM68 182V183H69ZM206 182H209V186H206L207 184H205ZM6 183V184H5ZM15 183H16V185H19V186H17V187H19V188H15V187H13V186H15ZM27 183V184H26ZM32 183H33V185H34V187L33 186H31L32 185ZM82 183V186H89V187H92V186H90L87 182H86V184H83ZM100 183V184H99ZM117 183H119V181H117ZM120 183L118 184V185H120ZM252 183H254V184H252ZM259 183V184H258ZM38 184H41V185H39V187H38ZM58 184V183H57ZM74 184V183H73ZM196 184V185H195ZM262 184V185H261ZM8 185V186H7ZM26 185V186H25ZM29 185L31 186V187H29ZM45 185V186H44ZM59 185V184H58ZM69 185H71V184H69ZM69 185H65V186H68V188H69ZM80 185H81V183H80ZM141 185H143L142 187H141ZM146 185V184H145ZM188 185V187H192V185H193V189L196 191L197 190V192H195L194 191V193H193V189H191L192 191H189L188 190V187H186L187 189H185L184 187L185 186H187ZM195 185V186H194ZM249 185V186H248ZM28 186V187H27ZM41 186V187H40ZM50 186V187H51ZM74 186V185H73ZM72 185L70 186V187H73ZM78 186H79V184H78ZM78 186H76L77 187V189L76 190H78V188L80 189V190H82L83 189V187H78ZM87 186V187H88ZM148 186V185H147ZM163 186V185H162ZM27 187V188H26ZM33 187V188H32ZM85 188V189H87V190H90L91 188ZM105 187H107V189H105ZM124 187V185L122 186V188ZM146 189H147V187L146 186H144ZM167 187V186H166ZM14 188V189H13ZM22 190H21V189ZM29 188V189H28ZM51 188H53V187H51ZM51 188H49V186H48V189L47 188H45V189H42V190H44V191H42V193L39 191L40 189H38V191H37V189L35 190V192H39V194H40V196H42V194H46V189H47V191L49 190V189H51ZM54 188L52 189V190H54ZM60 188V187H59ZM64 188V187H63ZM68 188H67V190H68ZM75 188V187H74ZM94 188V187H93ZM150 189H152L153 191H154V189H156V188H151V187H149ZM197 188V187H196ZM261 188V189H260ZM264 188V187H263ZM12 191H11V190ZM15 189H17L16 191H18V192H16V193H12V192H15V191H13V190H15ZM19 189H20V191H19ZM24 189V190H23ZM26 189H28V190H26ZM32 189V192H33V194L32 195H30V190ZM58 189V188H57ZM62 189V188H61ZM65 189V191H67L66 190V187L64 188ZM73 189V188H72ZM72 189H70L69 188V190L71 191ZM85 189H83V190H85ZM110 189H112L111 191H110ZM128 189V188H127ZM157 189L155 190L157 193H159V191H157ZM190 189V188H189ZM260 189V190H259ZM56 190V189H55ZM68 190V191H69ZM75 190V189H74ZM92 190V189H91ZM94 190V189H93ZM105 190H109L110 191V193L109 194H107L106 192H105ZM122 190V189H121ZM120 190V191H121ZM139 190V191H140ZM169 190H170V188H169ZM186 190H187V193H186ZM246 190V191H245ZM259 190V191H258ZM10 191H11V193H10ZM21 191H23V192H21ZM27 191H29L28 193L29 194H27ZM49 191H51V190H49ZM60 191V190H59ZM64 191V192H65ZM70 191H69V193H70ZM125 191L127 192V193H125ZM143 191V190H142ZM144 191H145V189H144ZM143 191V192H144ZM147 191V190H146ZM145 191V192H146ZM149 191V190H148ZM154 191V192H155ZM244 191V192H243ZM260 191H262V192H260ZM44 192V193H43ZM60 192H63V191H60ZM73 191H71V193H72ZM119 192V193H118ZM135 192V193H136ZM149 192H151V191H149ZM155 192V193H156ZM182 192L185 194L184 196H183V194H182ZM189 192V193H188ZM259 192H260V194H259ZM17 193H19V194H17ZM20 193H22V197H20ZM48 193V192H47ZM74 193V192H73ZM73 193H72V195H73ZM103 193H105V194H103ZM116 193H118V194H116ZM140 193V192H139ZM153 192H151V196L153 195L152 194ZM156 193V195H158ZM176 193H178V195L176 194ZM23 194L25 195V196H23ZM137 194V193H136ZM181 194V195H180ZM243 194V195H242ZM7 195V194H6ZM28 195L29 196H31V197H29V198H27L26 199V197H28ZM48 195V194H47ZM47 195L45 196V199L47 198ZM67 195H69V194H67ZM112 195H114L115 196V198H113L114 196H112ZM132 195V194H131ZM130 195V196H131ZM138 195V201H139V198H140V202H142L143 200H145V199H147L145 196L143 197V195H142V193L140 194V195H142V196H140L139 194H137ZM137 195H135V194H133V197L134 196H137ZM146 195V194H145ZM148 195H150V194H148ZM148 195H146L147 197H148V199L149 200H151L152 198H154L155 200H156V198L155 197H157V196H155V197H150L149 198V196ZM155 195V194H154ZM153 195V196H154ZM190 195V196H189ZM195 195H197V196H195ZM248 195V196H247ZM261 195V196H260ZM35 196L36 195H34V197H32V198H35ZM75 195H73L72 196V198L74 197ZM129 196V195H128ZM189 198H188V197ZM198 196H199V198H198ZM245 196V197H244ZM260 196V197H259ZM37 197V196H36ZM132 197V196H131ZM143 197V198H142ZM180 197H182V198H180ZM185 197H187V198H185ZM261 197H262V202H261ZM8 198V197H7ZM42 198H43V196H42ZM62 198V197H61ZM61 198H58L60 201H61ZM70 197H68L67 196V199H69ZM72 198H70L71 200H73ZM75 198V197H74ZM120 198V197H119ZM127 198H129V197H127ZM135 198V197H134ZM133 198V199H134ZM159 198V196L157 197V199ZM164 198H166V199H164ZM192 198H195V199H197L196 200V202L194 201L195 199H193L192 200ZM20 199V200H19ZM22 199V200H21ZM23 199H26V200H28L27 202H23ZM132 199V198H131ZM130 199V200H131ZM167 199H169L170 200V202H169V200H168V202L169 203H171V205H173L174 207L172 208V206H170V205H167V204H169V203H167ZM174 199V200H173ZM188 199H191L196 205H197V203H198V201H199V203H198V205L197 206H203V208L201 207H197L198 208V210H197V208L193 205L194 203L190 200H188ZM202 199H204L205 201H203ZM208 199V200H207ZM242 199H246L245 200V203L248 201V204L247 205H242L241 206V203H244L243 201H242ZM258 199H260V200H258ZM0 200H1V198H0ZM12 200V201H11ZM34 200V199H33ZM64 196H63V198H62V201L64 202ZM71 200H69L70 202H71ZM122 200V199H121ZM120 199H119V201L118 202H120L121 201ZM153 200V199H152ZM151 200V201H152ZM155 200H153V201H155ZM158 200H161V199H158ZM171 200H173L172 202H175V201H177V200H181L179 203L177 202L176 204H172V202H171ZM25 201V200H24ZM31 202V204H29L30 202ZM61 201V202H62ZM67 201V200H66ZM77 201V200H76ZM75 199H74V204L73 205H75L74 207H73V205H72V203H73V201H72V203L70 204V202H69V206H67L66 205V202H64L65 203V205L66 206H64L66 209L67 208H69L70 207V209H67V210H73V209H75V207L77 206V207H80V205L79 204H76L75 202ZM97 201V200H96ZM94 199H92L91 201H88L87 203L89 204V206L91 205L89 202H96ZM146 201V200H145ZM153 201H152V203H153ZM200 201H201V204H200ZM203 201V202H202ZM242 201V202H241ZM257 201L259 202V203H257ZM12 202V203H11ZM21 203V205L22 206H24V204H27L28 206H24L26 209H25V212L24 213H26V217H27V214L30 212V210H31V208H30V206L29 205H32L33 207H35L34 209L32 208V212H30L29 213V215H28V218L29 219H33V222L31 221H29V223H28V221L26 220V218H25V214L22 212L23 210H24V208L23 209H20L19 210V207L21 208L22 206L20 205V203ZM29 202V203H28ZM62 202V203H63ZM68 202V201H67ZM123 202V204L121 205V203H119L118 205H116V207L117 206H119L118 208L120 209L121 208V211H122V209H123V211L124 212H122V213H124V215H126V216H128L127 214L130 212V210L129 209H127V207L129 208V206H130V203L132 202H130L129 203V200H128V203H127V207H125V210L127 209L129 212H127V210H126V212L127 213H125V210H124V206H126L125 205V203ZM133 202H135V201H133ZM133 202L131 203V206H133V207H135V208H137L136 206H143L142 208L144 209V206L145 205H142V204H144V202L141 204H138L139 202H135L134 203V205H133ZM148 202V201H147ZM147 202H145V203H147ZM183 202V203H182ZM207 202V203H206ZM210 202V203H209ZM14 203H16V204H14ZM40 203H41V201H40ZM39 203V204H40ZM63 203V204H64ZM96 203H98V204H94L95 205V208L97 207L96 205H100V202L99 201H97ZM137 203V205H135ZM148 203H151L150 201L148 202ZM154 203H157V201H155ZM193 203V204H192ZM204 203V204H203ZM19 204V205H18ZM36 204V203H35ZM34 204V205H35ZM62 204V205H63ZM85 204V203H84ZM82 205L81 206V209H82V207H83V209L84 208H86L87 206H88V204H85V205ZM93 204V203H92ZM128 204H129V206H128ZM200 204V205H199ZM264 204V203H263ZM262 204V208L264 209V205ZM14 205V206H13ZM17 205H18V207H17ZM38 205V204H37ZM71 205H72V207H73V209L71 208ZM87 205V206H86ZM120 205L122 206V207H120ZM124 205V206H123ZM148 205V204H147ZM151 205V204H150ZM150 205H148V206H150ZM182 205H183V207H182ZM12 206V207H11ZM31 206V207H32ZM39 206V205H38ZM88 206V208H90V207H94V206H90L89 207ZM141 206H140V208H141ZM152 206V205H151ZM150 206V207H151ZM188 206V207H187ZM194 206V207H193ZM238 206H240V207H238ZM248 206V207H247ZM63 206H62V209L61 210H64L65 208H64ZM76 207V208H77ZM149 207V208H150ZM168 207V208H167ZM245 207V208H244ZM251 207V208H250ZM15 208V209H14ZM30 209V210H28V209ZM64 208V209H63ZM88 208H86L87 210H84L85 211V213L87 214V212H91V213H94V211H95V209L94 210H92L91 208V210L89 211L88 210ZM117 208V209H118ZM141 208V210L143 211V209ZM162 208V209H161ZM238 208V209H237ZM240 208V209H239ZM241 208H243V210L241 209ZM247 208V209H246ZM18 209V210H17ZM65 209V210H66ZM77 209H79V208H77ZM77 209L76 210H73V212L75 211V213H78V212H76L77 211ZM81 209H79V210H81ZM83 209H82V211H83ZM119 209H118V212H119ZM138 209L139 208H137V212H138ZM145 209H144V212H145ZM167 209H169V210H167ZM14 210H15V212H14ZM22 210V211H21ZM132 210L134 211L133 213L135 214L134 215V217H132V218H130V216L132 215ZM140 210V209H139ZM237 210L240 212L241 210H242V212H244V214L242 213V212H240V213H237L236 214V212H237ZM2 211H4V210H2ZM19 211H21L22 212V215L24 214V217H23V219H25V220H23L21 217V212H19ZM26 211H28V213L26 212ZM83 211V212H84ZM87 211V212H86ZM97 211H100V206H98V208L96 209V213H99V212H97ZM121 211H120V216H121ZM148 211V212H147ZM198 211V212H197ZM247 211V212H246ZM249 211V212H248ZM5 212H4V214H5ZM64 214H68L67 213V211L66 212H64V211H62ZM68 212H70V215L69 216H71L72 217V215L74 214V213H71L72 211H68ZM140 212L141 211H139V215H140ZM143 212V213H144ZM3 213V212H2ZM2 213H0L1 215H0V217H2L3 216V214ZM12 213H13V215H12ZM20 214V216H17V217H15V215H19ZM36 213V212H35ZM79 213H80V211H79ZM78 213V214H79ZM84 213V214H85ZM96 213H94V214H96ZM31 214V215H32ZM83 214V213H82ZM81 213L79 214V215H82ZM136 211L134 210V208L133 209H131V213L129 214L130 216L128 217V219H126V220H128L129 221V219H133V218H135V216H136ZM137 214V216H139ZM142 214V213H141ZM161 214H163L162 216H161ZM199 214V215H198ZM239 214V215H238ZM241 214H243V215H241ZM38 215L39 214H37L36 213V216H37V219L39 218L38 217ZM75 215V214H74ZM73 215V216H74ZM77 215V214H76ZM97 215V214H96ZM143 215H140V216H143ZM178 215V216H177ZM194 217H196V218H193V216ZM198 215V216H197ZM12 216H14V217H12ZM133 216V215H132ZM244 216H246V219H245V217ZM249 216V217H248ZM261 216H264V213H262L261 214ZM12 218V221H10V219ZM19 217V218H18ZM32 217V216H31ZM159 217V218H160ZM165 219H164V218ZM14 218V219H13ZM16 218V219H15ZM18 218V219H17ZM20 218L22 219V220H20ZM125 218V217H124ZM127 218V217H126ZM189 218V219H188ZM252 218V219H251ZM258 218V217H257ZM256 218V219H257ZM259 218H261L260 220V223H261V225H259L260 223H259V220H258V224L257 225H259L260 227H258L257 226V228H259V229H261V231L264 233V224L262 225V218L263 217H259ZM37 219L35 220V221H37ZM91 220L93 219L92 217L90 218ZM123 219V214H122V218H120L119 217V220H122ZM138 219V217L136 218V219H133V220H137ZM242 219H244V220H242ZM8 220V221H7ZM71 220L72 219H70V220H68L69 222H71ZM75 220V219H74ZM77 221H78V218L76 219ZM91 220H90V222H91ZM94 220V219H93ZM125 220V221H126ZM161 219H160V221H162ZM178 220V221H177ZM185 220V221H184ZM236 220V221H235ZM257 220H256V222H257ZM264 220V219H263ZM67 221V222H68ZM77 221H73L72 220V223L71 224H73L72 226H70V228H75L76 230H75V232H73L74 231V228L73 229H69L70 230V232H71V230H72V232L71 233H77L78 231H79V229H80V235H79V238H80V236H86L87 235V233H85L84 235H83V233H81V226L79 225V223H78V225L81 227H79V229H78V227H77ZM87 221H88V219H87ZM123 221H124V219H123ZM125 221L122 223V225L124 226L125 225ZM195 221V222H194ZM23 222V223H22ZM24 222H26V224H24ZM37 222H40L39 221V219H38V221ZM79 222V221H78ZM130 223H131V221H129ZM128 222V224H126L128 227V229H129V227L130 226H132V225H130L129 226V223ZM139 222H141V223H139ZM143 222V223H142ZM151 222H152V224H151ZM166 222V223H165ZM198 222V223H197ZM254 222H255V220H254ZM32 223L34 224V226H36L34 229H32L33 228V226H31L32 225ZM75 223V224H74ZM92 223H93V221H92ZM120 223H121V221H120ZM162 223H165V224H163L162 225ZM21 224V225H20ZM29 224V225H28ZM67 225L69 224V223H66ZM66 224H62V227L64 226V225H66ZM154 224H155V226H154ZM161 224V225H160ZM191 224V225H190ZM25 225V226H24ZM58 224L56 223V226H57ZM88 225H92L91 223H89V221H88ZM125 225V226H126ZM188 225V226H187ZM190 225V226H189ZM27 226H28V228H27ZM120 226V225H119ZM134 226V225H133ZM135 226L133 227V228H131V231L130 230H128V232H129V234L131 233V236H133L132 234H134V233H132V230H134V228H135ZM178 226V225H177ZM22 227H23V229H22ZM32 227V228H31ZM61 227V228H62ZM66 227V226H65ZM64 227V228H65ZM141 227V226H140ZM171 227V226H170ZM174 227H176V226H174ZM60 228V229H61ZM153 228V229H154ZM165 228V229H166ZM167 228V229H168ZM177 228H180V227H176V229ZM183 228V227H182ZM191 228V227H190ZM202 228V229H201ZM59 228H58V230H60ZM78 229V230H77ZM82 229H84V228H82ZM149 229V230H148ZM174 229V230H173ZM23 230V231H22ZM32 230H33V232H32ZM40 229H38V231H39ZM58 230L56 231V233L57 234H59L60 235V237L58 236V239L59 238H62L61 237V234H64V231H63V233H62V230L60 231L61 232V234H60V232H58ZM65 230V229H64ZM67 230V229H66ZM85 230V229H84ZM87 230V229H86ZM89 230V229H88ZM155 230V229H154ZM182 230V229H181ZM185 230H186V228H185ZM187 230H190L189 228L187 229ZM194 230V231H193ZM26 231H25V233H26ZM68 231V230H67ZM77 231V232H76ZM123 231H121V232H123ZM152 231V230H151ZM183 231V230H182ZM261 231H259L258 233H260ZM5 232H7V236H5L6 235V233ZM69 231L68 232H66V233H70ZM83 232V231H82ZM85 232V231H84ZM120 232V231H119ZM145 232V233H146ZM176 232H178V233H176ZM261 232V233H262ZM2 233H5V235L4 234H2ZM32 233V234H31ZM35 233V234H34ZM65 233V234H66ZM135 233V234H136ZM149 233L152 235H149ZM163 233V234H164ZM174 233V232H173ZM184 233L186 234V235H184ZM195 233L197 234V231H195ZM201 233V234H200ZM257 233V234H258ZM9 234V235H8ZM21 234H23L22 236V238H21ZM33 234H34V236H33ZM38 234H39V236H40V238L42 237V233L40 234L39 232L37 233V237H36V239L37 238H39V236H38ZM79 234V233H78ZM77 234V235H78ZM89 234L91 235L92 234V231L90 232V230H89ZM31 235L34 237H31ZM44 235V234H43ZM77 235H74L75 237H77ZM93 235H94V233H93ZM162 235V234H161ZM161 235L159 236V237H161ZM182 235H184V236H182ZM261 235V234H260ZM263 235V234H262ZM261 235V236H262ZM26 236V235H25ZM120 235H119V237H121ZM264 236V235H263ZM27 237V236H26ZM75 237H73V238H75ZM90 237V236H89ZM92 237V236H91ZM90 237V238H91ZM163 237H166V235H164ZM176 237V236H175ZM32 238V239H31ZM68 238V237H67ZM70 238V237H69ZM82 238V237H81ZM123 238V237H122ZM125 238H123V239H121V238H118V242H120V241H122L123 240V242H122V244L124 243V241H125V243H124V245H126V239ZM132 238V239H133ZM154 238V239H155ZM257 238H258V236H257ZM257 238L255 237L254 239H256V241H257ZM261 237L259 236V238H258V241H264L263 239H264V237L261 239V240H259ZM25 239V238H24ZM58 239H57V241H56V244L57 245H61V243H62V239H61V241H58ZM72 239V236H71V238H70V240ZM77 239V238H76ZM92 239V238H91ZM121 239V240H120ZM141 239V238H140ZM165 239V240H164ZM222 239V240H221ZM225 241H224V240ZM2 240V244H1V248L0 249H2V246H4V249H5V244L6 245H8L9 244V242H7L6 240H4L3 241ZM16 240H18L17 239V236H16ZM191 240H192V242H191ZM217 240V241H216ZM221 241L220 243L223 245H220V243L218 242V241ZM6 241V242H5ZM19 241V240H18ZM33 241V242H32ZM157 241H156V243H157ZM182 241L180 242V243H182ZM222 241H223V243H222ZM5 244H4V243ZM23 242V243H22ZM27 242V241H26ZM58 242V243H57ZM148 242V241H147ZM161 243H162V241H160ZM219 243V244H217V243ZM27 243V244H28ZM30 243V245H32ZM48 243V242H47ZM50 243V242H49ZM168 243V242H167ZM188 243V244H187ZM4 244V245H3ZM9 244V245H10ZM26 244V245H27ZM46 244V243H45ZM51 245H45L46 247H44V248H46L45 249V251L43 250V252H48L49 250L51 251L50 252V255L49 254H47L46 253V255L41 251V249L42 248H39L40 249V251H41V253H39V249H37V248H31L32 246H29L30 247V249H33V250H35L36 251V249H37V254H36V252L34 251V253H35V255H38V253H39V257H40V262L41 261H44V259L47 257V259H45L46 260V263H47V260H49V262H48V264L49 263H51V264H53L54 263V261L52 260L53 258H51V256H52V254L51 253H53L52 251L53 250H55V247H53V243L51 242L50 243ZM109 244V243H108ZM118 244V243H117ZM163 244V243H162ZM171 244V245H170ZM211 244H212V247H211ZM226 244V245H225ZM119 245H120V243H119ZM193 245V246H192ZM219 245V246H218ZM15 246V245H14ZM13 246V247H14ZM109 246V245H108ZM127 246V245H126ZM126 246H125V249H126ZM128 246H129V244H128ZM128 246H127V250H128ZM152 246V247H151ZM155 246H157V245H155ZM164 246V245H163ZM162 246V247H163ZM187 246V247H186ZM206 246V247H205ZM8 247V246H7ZM10 247V246H9ZM8 247V248H9ZM12 247V246H11ZM29 247H28V249H29ZM53 247V250L51 249ZM130 248L132 247V246H129ZM140 247H139V251H140ZM165 247V246H164ZM208 247V248H207ZM47 248H49V250L47 249ZM112 248V247H111ZM110 248V249H111ZM133 248V247H132ZM7 249V248H6ZM5 249V250H6ZM80 249H81V247H80ZM101 249H103V250H101ZM104 249L105 250H107V252H112L113 251V249L112 250H108L109 248H105V247H101V248H99V250H97V249H95V251H97V253H98V251H99V253L101 254L103 251H104ZM148 249H151V250H148ZM184 249H185V251H184ZM187 249V250H186ZM126 250V251H127ZM130 250H128L129 252H130ZM137 250H138V248H137ZM146 250H148L147 252L148 253H150V255H151V253L153 254V251H154V253H156V250L158 251V252H160V254H158V255H160V256H158L157 255V253L156 254H154V255H149V254H146L147 252H146ZM164 251V252H161V251ZM168 250V254H167V251ZM170 250H171V252H170ZM183 250V251H182ZM206 250H204V251H206ZM2 251H3V249H2ZM1 251V252H2ZM30 251H32V250H30ZM81 250H79L78 251V254H79V252H80ZM127 251V252H128ZM196 251V252H195ZM197 251H199V253L197 252ZM222 251H224V252H222ZM232 251V252H231ZM238 251V252H237ZM5 252V251H4ZM33 252V251H32ZM76 252V254L74 253L73 254V257H72V254L71 253H69V256L71 255V260H72V258L73 259H75V256L74 255H78L77 254V250L75 251ZM81 252H83V251H81ZM105 252V251H104ZM105 253L106 255L107 254H109V253ZM128 252V253H129ZM144 252H146L145 253V255L146 256H144L143 254H144ZM181 252V253H180ZM188 252V253H187ZM222 252V253H221ZM231 252V253H230ZM13 253H15L14 251H13ZM29 253V252H28ZM31 253V252H30ZM29 253V255H32V254H30ZM191 253H193V254H195L194 256L191 254ZM228 254V256H226L227 254ZM229 253H230V255H229ZM236 253V254H235ZM243 253V252H242ZM17 255L19 254L20 255V253L19 252H17L16 253ZM26 254V253H25ZM44 254L46 257H44V256H42V255ZM56 254V253H55ZM102 254H104V253H102ZM186 254H187V256H186ZM226 254V255H225ZM232 254V255H231ZM235 254V255H234ZM12 255H14V258H15V260L13 259V258H11V259H13L14 261H19V262H16V263H20V258L19 257H15L16 255L15 254H12ZM28 255V257H30ZM34 255V254H33ZM33 255H32V257H33ZM54 255V254H53ZM82 255H84V254H82ZM109 255H111V253L109 254ZM114 255V254H113ZM121 255V256H120ZM155 255H157V256H155ZM162 255V256H161ZM178 255H180V256H178ZM181 255H183V256H181ZM191 255H192V257H191ZM204 255L203 256H200V257H203L204 258ZM225 255V256H224ZM94 256V255H93ZM95 256H97V254H95ZM101 256V255H100ZM126 256H128V257H126ZM136 256H138V257H136ZM139 256L141 257V256H143L142 258H141V261L139 262ZM174 256V257H173ZM190 257V259H189V257ZM231 256V257H230ZM237 256H238V258H237ZM2 258H3V256H1ZM0 257V258H1ZM13 257V256H12ZM31 257V258H32ZM35 257V256H34ZM43 257V258H42ZM55 257H56V255H55ZM78 257V256H77ZM80 257V259H81V257H84V259H86V257H85V255L84 256H79ZM105 256H101V257H99L100 259H98V257H97V260L95 261V257H94V261H93V263L94 264H102V263H99L98 261H101V259L102 258H104ZM114 257V256H113ZM113 257H111V258H113ZM145 257V258H144ZM151 257H155L154 259L153 258H151ZM165 257V258H164ZM168 257V258H167ZM178 257V258H177ZM182 257V258H181ZM200 257H198V258H200ZM228 257V258H227ZM1 258V259H2ZM41 258H42V260H41ZM69 258V257H68ZM68 258H67V261H63L62 263H64V262H66L67 264H69V262H68ZM111 258H110V256H106V260H108V261H106L105 259H103V261H106V262H109L110 260H111ZM121 258V259H122ZM137 258V259H136ZM158 258H160V260L158 259ZM172 258H174V259H172ZM187 260H186V259ZM194 258H196V257H194ZM197 258V260H195L194 261V264H198V262L197 261H200L201 260V258H200V260ZM202 258V259H203ZM224 258V259H223ZM4 259V258H3ZM2 259V260H3ZM10 259V260H11ZM25 259H26V264H28V261L30 260V259H28L27 260V258L25 257ZM24 259V260H25ZM33 260L34 259H36V257L35 258H32ZM31 259V260H32ZM37 259H39L38 258V256H37ZM36 259V260H37ZM55 259V258H54ZM83 259V258H82ZM150 259V260H149ZM152 259V260H151ZM163 259H165V260H163ZM184 259V260H183ZM223 259V260H222ZM229 259V260H228ZM5 260V259H4ZM24 260H21V262H25ZM33 260H32V262L31 261H29V262H31V263H33ZM36 260H35V262H36ZM87 260V259H86ZM93 260V259H92ZM114 260V259H113ZM112 260V261H113ZM116 260V259H115ZM114 260V262H109L110 264H121L120 262V260H119V262H116ZM146 260V261H145ZM148 260V261H147ZM189 260V261H188ZM192 262H191V261ZM194 260V259H193ZM51 261V262H50ZM70 261V260H69ZM73 261V260H72ZM72 261H71V263L70 264H72ZM75 262H77V261H79V259L77 258V261H76V259L74 260ZM73 261V262H74ZM84 261V260H83ZM82 260H81V264H82V262H83ZM89 261V260H88ZM118 261V260H117ZM125 262L126 264H127V260H122V262ZM145 261V262H144ZM180 261H182V262H180ZM185 261V262H184ZM188 261V263H186ZM204 261V260H203ZM202 260L200 261V263L199 264H206L207 262H203ZM223 261H226V263H224ZM40 262L37 260V263H39L40 264ZM45 262V261H44ZM43 262V264H46V263H44ZM53 262V263H52ZM92 262V261H91ZM96 262H98V263H96ZM116 262V263H115ZM123 262V263H124ZM142 262V263H141ZM223 262V263H222ZM241 262H242V264H243V260H241ZM241 262H239L240 264H241ZM31 263H29V264H31ZM66 263H64V264H66ZM84 264H88L89 262H83ZM108 263V264H109ZM124 263V264H125ZM238 263V264H239ZM25 264V263H24ZM33 264H35V263H33ZM42 264V263H41ZM73 264H75V263H73ZM76 264H80V263H76ZM92 264V263H91ZM103 264H106V263H104L103 262ZM244 264H246V262L244 263Z\"/></svg>",
  "mask_w": 264,
  "mask_h": 264
},
{
  "label": "bare ground",
  "instance_id": "2",
  "mask_svg": "<svg viewBox=\"0 0 264 264\" xmlns=\"http://www.w3.org/2000/svg\"><path fill=\"white\" fill-rule=\"evenodd\" d=\"M36 1H39V0H36ZM42 1H43V0H42ZM42 1L40 0L39 2H40V3H43V4H47V5L49 6V8H46L47 6H46V7L44 6V8H43V4H41V6H40V5H39V2H37V4H38L37 7L40 6V8L43 9V10H42L43 13H45V11L47 10L46 14H45V15H44V14H41V13H42V12L40 13L41 9H40V11H39V8H37V9H38V14H40V15H39V16H40L39 18H41V19L44 18V19H42V22H44L45 25H46L47 23H46L45 21H47V22L49 21V20H46V19H48V18H46V17H47V13H49L50 10H52V7H53L51 4L49 5V3H52V1L54 2V0H52V1H51V0H50V1L47 0L46 2H45V0H44L43 2H42ZM48 1H49V2H48ZM75 1H76V0H75ZM78 1H79V0H78ZM82 1H83V0H82ZM102 1H103V0H102ZM105 1H107V0H105ZM138 1H139V0H138ZM142 1H143V0H142ZM144 1H145V0H144ZM148 1H149V0L146 1V4H147ZM150 1H151V0H150ZM160 1H164V0H160ZM166 1H167V2H168V1L170 2V1H171V2H172V6L175 5V4L173 5L174 2H176L178 5L180 4V2L182 3L181 5H183V2H184V4L186 5V6L184 5V8H185V7L188 8L187 10H189V9H192V10H193L194 8H195V10H196V9H198V7H201V6L203 7V5H204V9H205V10H203L204 13H202V11H200V10H198V11H191V10H190V11H188V13H189V12H190V13L193 12L194 14H196V12H197V14H198V13H199V14L201 13L200 15L203 16V17H206V18H207V17L209 18V15H210V13H211L210 11H213V10H211V9H212L211 6H210V8H209V6L206 7V3H208V1H210V0H208V1L205 0V1H207L206 3L203 2V1H204V0H203V1H202L203 4H202V3H201V4H200V3H199V4L196 3V4L198 5V7L194 5L195 3H192V2H190V1H188V0H166ZM195 1H196V0H195ZM197 1H198V0H197ZM199 1H201V0H199ZM199 1H198V2H199ZM240 1H241V0H240ZM242 1H244V0H242ZM242 1H241V3H242ZM245 1H246V0H245ZM245 1H244V3H245L246 5H245V4H244V5H245V7H247V4H248V3H246ZM248 1H250V0H247V2H248ZM260 1L263 3L264 0H263V1H262V0H259V1H258V0H257V3H258V2L260 3ZM47 2H48V3H47ZM56 2H57V5H58V3H59L60 1H59V0H56ZM56 2H55V3H56ZM61 2H62V1H61ZM61 2H60V4L62 5L63 2H62V3H61ZM80 2H81V1H80ZM139 2H141V1H139ZM169 2H168V4L171 5V3H169ZM193 2H194V1H193ZM237 2L240 3L239 1H237ZM26 3H27V2H26ZM26 3H25V5H26ZM29 3H30V0H29ZM29 3L26 5L25 8H28V5L30 6ZM35 3H36V2H35ZM55 3H52V4L54 5ZM67 3H68V2H67ZM67 3H66V5H67ZM74 3H75V2H74ZM82 3H83V2H82ZM109 3H110V4H109ZM134 3L138 4V3H137V0H108V1H107V4H108V5H111V7H112V11H113V12H111V11H110V12H109V11H106V12H107V13L109 12V13L114 14V15L111 14V15H112L111 18L113 17V18H112L113 20L111 19V21H110V20L108 19V17H110V15L107 14V13H106V14L109 15V16H106V17H105V15H104V17L106 18V20L110 21L111 24H112V23L116 20V18L119 17V16H117V15H120V14L123 13V12H124V13L121 14L122 16H123L124 14H126V13H125V12L127 11L126 5H128V4H132V5H134V6L136 7V4H134ZM142 3H143V2H141V4H142ZM151 3H152V2H151ZM155 3H156V2H154V5H155ZM164 3H165L164 5H166V2H164ZM204 3H205V4H204ZM60 4H59L58 6H57V5H54V6H55V7H54V12H53V10H52V14H54L55 12L57 13V12L59 11L58 9H57L58 11L56 10V7H57V8L60 7V10H61L62 12H64V13H65L66 11H67V12H68V11L70 12V10L72 11V9H73V7H74V6H70V8L68 9L69 6H68V7H64V6L61 7ZM68 4H69V3H68ZM105 4H106V3L104 2V5H105ZM141 4H140V5H141ZM149 4H150V3H149ZM149 4H147L146 6H149ZM160 4H161V3H160ZM168 4H167V5H168ZM208 4L210 5V3H208ZM213 4H214V3H213ZM223 4H224V3H223ZM223 4H222V5H223ZM242 4H243V3H242ZM242 4H241V5H242ZM260 4H261V3H260ZM25 5H24V6H25ZM63 5H65V4H63ZM66 5H65V6H66ZM75 5H77V4L75 3ZM138 5H139V4H138ZM150 5H151V4H150ZM156 5H157V4H156ZM162 5H163V3H162ZM199 5H200V6H199ZM225 5H227V6H225ZM225 5L223 6L224 9L226 8V10L229 9L230 11L233 10V12H236V15H237V13H238L239 15H241V16H242V17L240 16L241 18H244L243 16H245L246 18H248L247 16H252V15H254V14L256 15V13H258V15H259V12H260L262 9H264V7H262V9H261V7H260L261 10H260V11L258 10L259 12H256V13H251L252 15H251V14L249 15V12H251V11H247V10H246L247 13H248V15H247V13L244 12V11H245V7H244V6H243V7H240L239 4H237V3L235 2V0H226V4H225ZM253 5H254V4H253ZM263 5H264V4H262V6H263ZM101 6H102V5H101ZM105 6H107V5H105ZM146 6H145V7H146ZM175 6H176V5H175ZM248 6H251V4H248ZM50 7H51V8H50ZM107 7H109V6H107ZM124 7H125V11H124ZM128 7H131V6H128ZM140 7L142 8V6H140ZM151 7L154 8V6H151ZM155 7H156V6H155ZM180 7H181V6H180ZM180 7H179V8H180ZM205 7H206V8H205ZM212 7H213V5H212ZM227 7H228V8H227ZM251 7H252V6H251ZM251 7H250V8H251ZM253 7H254V6H253ZM255 7H256V6H255ZM32 8H33V9H36V8H34V6L32 7V5H31V7H30V11H31V12H32V10H33ZM63 8H64V9L67 8L68 10H64V11H63ZM74 8H77V7H74ZM109 8H110V7H109ZM122 8H123V10L121 11ZM137 8L141 10V8H139V7H137ZM161 8H163V7L161 6ZM168 8H169L170 10L173 9V8L170 7V6H169ZM171 8H172V9H171ZM174 8H175V7H174ZM176 8H177V6H176ZM179 8H178L177 10L183 12V13H182L183 16L180 15V16H181L180 18L182 19V17H183V18L185 19V17H184V14H185L184 11L181 10L182 8H181V9H179ZM28 9H29V8H28ZM49 9H50V10H49ZM110 9H111V8H110ZM110 9H109V10H110ZM128 9H129V8H128ZM132 9H135V8L133 7V8H131V10H132ZM138 9H137V10H138ZM143 9H144V7H143ZM143 9L140 11V13H138V14H140V15H139V16H140V19H141V17H142V16H141V12L144 11ZM146 9L148 10V8H146ZM146 9H145V10H146ZM149 9H150V8H149ZM158 9H159V8H158ZM164 9L166 10V8H164ZM164 9H163V11H164ZM202 9H203V8H202ZM206 9H207V10H206ZM209 9H210V10H209ZM224 9H223V10H224ZM251 9H253V8H251ZM44 10H45V11H44ZM55 10H56V11H55ZM73 10H75V9H73ZM103 10H104V9H103ZM103 10H102V11H103ZM135 10H136V9H135ZM135 10H134V11H135ZM150 10H152V9H150ZM177 10H176V11L174 10V12H177ZM226 10H225V11H226ZM229 10H228V11H229ZM255 10H257V9H254V11H255ZM78 11H79V10H78V8H77V13H76V11H73L74 14H72V15L75 16V13H76V16H77V17L75 16L76 18H75L74 16H72V15H71V16H72L73 18H72L70 15H68L69 17H64V16H63V13H61L60 11H59V12L61 13V15H60L59 13H58V14H59L61 17H64V18H62V19H64L63 21H65L66 23H67V21H69V22H72V21H73V22L75 23V21H74L75 19H76V22H77V20L80 22V20H79V19H80V18H79L80 16L78 17V15H80L81 12L79 11V13H78ZM97 11H98V10H97ZM100 11H101V10H100ZM104 11H105V10H104ZM154 11H156V10H154ZM166 11H168V10H166ZM205 11H206V12H205ZM207 11H209V14L207 13ZM252 11H253V10H252ZM262 11H263V10H262ZM73 12H72V13H73ZM120 12H121V13H120ZM128 12H129V11H128ZM146 12H147V11H146ZM146 12H145V13H146ZM164 12H165V11H164ZM171 12H172V11H171ZM186 12H187V11H186ZM98 13H99V11H98ZM102 13H103V12H102ZM158 13H159V12H158ZM158 13H157V14H158ZM177 13H180V12H177ZM205 13L207 14L206 16H204ZM212 13H213V12H212ZM212 13H211V15H212ZM223 13H224V12H223ZM229 13H230V12H229ZM229 13H228L227 15H229ZM35 14H37V10H36V13H35ZM70 14H71V13H70ZM77 14H78V15H77ZM104 14H105V12H104ZM127 14H128V13H127ZM129 14H130V13H129ZM134 14H135V13H134ZM138 14H136V16H137ZM142 14H144V13H142ZM146 14H147V13H146ZM146 14L143 15L144 18H145V17L147 18V15H148V14H147V15H146ZM150 14H151V13H150ZM159 14H160V13H159ZM163 14H164V13H161L160 15L162 16ZM165 14L170 16L171 13H168V14L165 13ZM165 14H164V15H165ZM180 14H181V13H180ZM197 14H196V16L193 15V14H192V15H193L194 17H196V19H197V16H198ZM202 14H203V15H202ZM41 15H42V16H41ZM49 15H50V13L48 14V17H49ZM59 15H58V16H59ZM102 15H103V14H102ZM131 15H133V13H132ZM164 15H163V16H164ZM171 15H172V14H171ZM187 15H188V14H187ZM187 15H186V16H187ZM192 15H190V17H192ZM230 15H232V13H230ZM44 16H45V17H44ZM53 16H56L57 18H54ZM53 16H52L51 22L49 21L48 24L51 23L52 26H51V25H49V26H51V27L54 26V28H55V25H53L52 23L54 22V24H55L56 22H58V24H57V23H56V24H57V26H59V24H60L61 22L58 21V18H59L60 16H59V17H58L57 15H53ZM115 16H116V17H115ZM122 16H121V17H122ZM125 16H126V15H124V18H125ZM127 16H129V15H127ZM127 16H126V17H127ZM139 16H138V17H139ZM175 16L177 17V15H175ZM188 16H189V15H188ZM232 16H235V13H234V15H232ZM101 17H102V16H101ZM121 17L119 18V20H121V22L117 19V22H116V23L118 24V23L120 22L121 25L123 26V25L126 24V22H125V23H122V21H124V20L121 19ZM148 17H149V16H148ZM166 17H167V16H166ZM171 17H172V16H170V18H171ZM190 17H189V18H190ZM203 17L200 18V19H202V21H203V19H204ZM253 17L256 18V16H252V17H250L251 20H252ZM49 18H51V16H50ZM70 18L72 19V21H70V20H71ZM78 18H79V19H78ZM102 18H103V17H102ZM128 18H129V17H127V20H128ZM132 18H133V17H132ZM152 18H153V17H152ZM174 18H175V17H174ZM177 18H178V17H177ZM177 18H175V19H177ZM189 18H188V19H189ZM198 18H199V17H198ZM206 18H205V19H206ZM246 18H245V19H246ZM56 19H57V21H55ZM59 19H60V18H59ZM62 19H60V20L62 21ZM68 19H69V20H68ZM140 19H139V21H140ZM172 19H173V18H172ZM175 19L173 20V22H174V21H175V22H178V21H176ZM184 19H183L182 21H184ZM186 19H187V18H186ZM188 19H187V20H188ZM245 19H242V20H245ZM43 20H45V21H43ZM66 20H67V21H66ZM103 20L105 21V19H103ZM151 20H153V19H151V16H150V20H148V23L151 22ZM177 20H180V19H177ZM189 20H190V23H191V21H192L193 19H192V20L189 19ZM197 20L200 21V22L202 23L201 20H199V19H197ZM197 20L195 21L196 24H197V22H198ZM208 20H209V19H208ZM253 20H254V19H253ZM118 21H119V22H118ZM128 21H129V20H128ZM131 21H133V20H131ZM165 21H166V20H165ZM171 21H172V20H171ZM171 21H170V23L172 24L173 22H171ZM182 21H181V22H182ZM247 21H248V20H247ZM40 22H41V21H40ZM59 22H60V23H59ZM142 22H143V21H142ZM145 22H146V21H145ZM188 22H189V21H188ZM195 22H194V23H195ZM62 23H63V24H62ZM62 23H61V25H63V26H67V25H65L66 23H64V22H62ZM77 23H78V22H77ZM77 23H76V24H77ZM120 23H119L118 25H120ZM146 23H147V22H146ZM146 23H145L144 27L147 26ZM151 23H152V22H151ZM179 23H180V22H179ZM179 23L176 24V25H179ZM204 23H205V22H204ZM204 23H203V24H204ZM107 24L109 25V22H107ZM111 24L109 25V28H110V27L114 28V31L116 32V29H115V27H114V26H116V24L114 23L113 26H112ZM140 24H141V23H140ZM152 24H153V23H152ZM173 24H174V25H172V26H175V23H173ZM183 24H184V23H183ZM183 24H182V26H183ZM198 24H199V23H198ZM69 25H70V24H69ZM118 25H117V27H118ZM129 25H130V24H129ZM133 25H134V24H133ZM148 25H150V24H148ZM127 26H128V22H127V25H126L125 27H127ZM131 26H132V25H131ZM131 26H130V27H131ZM134 26L136 27V25H134ZM142 26H143V25H142ZM180 26H181V25H180ZM192 26H193V25H192ZM59 27H60V26H59ZM69 27H70V26H69ZM71 27H72V26H71ZM120 27H121V26H120ZM120 27L118 28V30H119L118 33L120 32V30H123V28L120 29ZM138 27H139V26H138ZM60 28L62 29V27H60ZM73 29H74V28H73ZM125 29H126V28H125ZM127 29H128V28H127ZM145 29H146V27H145ZM187 29H188V27H187ZM67 30H68V29H67ZM133 30H134V29H133ZM136 30H137V29H136ZM65 31H66V30H65ZM77 31H78V30H77ZM111 31H112V30H111ZM114 31H112V33H113ZM123 31H124V30H123ZM125 31H126V30H125ZM127 31H130V30H127ZM127 31H126V32H127ZM134 31H135V30H134ZM147 31L149 32V28H148ZM151 31H154V29H152V26H151V29H150V33H151ZM183 31H184L185 33L187 32V31H185V30H183ZM76 33H77V32H76ZM120 33H121V32H120ZM145 33H146V30H145ZM150 33H149V34H150ZM113 34H114V33H113ZM116 34H117V33H116ZM122 34H123V32H122ZM131 34H132V33H131ZM151 34H153V33H151ZM124 35H125V34H124ZM126 35H127V33H126ZM126 35H125V36H126ZM184 35H185V34H184ZM130 36H131V35H130ZM130 36H128V38H129ZM182 36H183V35H182ZM186 36H188V35L186 34ZM189 36H190V35H189ZM191 36H192V33H191ZM136 37H137V36H136ZM128 38H127V39H128ZM122 39H123V38H122ZM131 39L134 40V36H133ZM136 40H137V39H136ZM124 41H129V40H126V39H125ZM0 59H1V58H0ZM212 59H213V58H212ZM224 59H226V58H224ZM224 61H226V60H224ZM211 62H213V60H211ZM211 64H212V63H211ZM225 64H226V63H225ZM215 65H216V64H215ZM223 65H224V64H223ZM205 66H206V65H205ZM208 66H212V65L209 64ZM188 68H189V67H188ZM189 69H191V68H189ZM208 69H209V68H208ZM35 73H36V72H35ZM33 74H34V73H33ZM33 74H31V76H32ZM37 75H38V74H37ZM34 76H35V75H34ZM34 76H33V77H34ZM35 77H36V76H35ZM40 78H42V77H40ZM44 78H45V77H44ZM29 79H30V78H29ZM31 79H32V77H31ZM33 79H34V78H33ZM38 79H39V78H38ZM38 79H37V80H38ZM37 80H36V81H37ZM43 80H46V79H43ZM18 81H19V80H18ZM30 81H32V80H30ZM36 81H32V82H36ZM46 82H47V81H46ZM50 82H51V81H50ZM13 83L16 84L17 81H16V82H13ZM18 83H19V82H18ZM28 83H29V81H28ZM48 83H49V82H48ZM15 84H14V85H15ZM19 84H20V83H19ZM19 84H18V86H19ZM30 84H32V83H30ZM39 85H40V84H39ZM43 85H44V84H43ZM7 86H8V85H7ZM33 86H37V87H39L38 85H33ZM44 86H45V85H44ZM50 86H51V85H50ZM8 87H9V89H10V88H12V89L14 88V86H12V85H11V86H8ZM15 87H17V86L15 85ZM29 87H31V85H29ZM51 87H52V86H51ZM19 88H20V86L18 87V89H19ZM39 88H40V87H39ZM39 88H37V90H38ZM43 88H45V87H43ZM47 88H49V87H47ZM4 89H5V88H3V90H4ZM6 89H8V88H6ZM9 89H8V90H9ZM12 89H10V90H12ZM16 89H17V88H16ZM23 89H24V87H23ZM3 90L1 89V92H2ZM8 90L5 91L4 93L8 92ZM14 90H15V88H14ZM14 90H13V92H15V93L17 94V90H15V91H14ZM32 90H33V89H32ZM37 90L35 91V87H34V91H33L34 94H33V96H32L31 98H33V97H37V96H38V94H37V93H38ZM42 90H43V89H41V92H40V90H38L40 94L43 93ZM46 90H48V89H46ZM49 90H50V88H49ZM20 91H21V90H20ZM44 91H45V89H44ZM50 91H51V90H50ZM18 92H19V91H18ZM83 92L85 93V91H83ZM86 92H87V91H86ZM182 92H183V91H182ZM182 92H181V93H182ZM223 92H225V91H223ZM10 93H12V92H10ZM35 93H36V94H35ZM44 93H45V92H44ZM48 93H49V92H48ZM66 93H67V92H66ZM81 93H82V92H81ZM207 93H208V92H207ZM209 93L211 94L212 92H209ZM7 94H9V93H7ZM7 94H6V95H7ZM45 94H46V93H45ZM77 94H78V93H77ZM82 94H83V93H82ZM213 94H214V93H213ZM29 95L31 96V94H29ZM35 95H36V96H35ZM43 95H44V94H42V97H44ZM60 95H61V94H60ZM60 95H59V96H60ZM66 95H68V94H66ZM79 95H80V94H79ZM83 95H84V94H83ZM86 95H88V94L86 93ZM219 95H220V94H219ZM3 96H4V95H3ZM3 96H2V97H3ZM17 96H19V95H17ZM25 96H26V95L24 94V97H25ZM39 96H41V95H39ZM47 96H49V94H48ZM52 96H53V95H52ZM52 96H50V97H52ZM59 96H56V97H59ZM64 96H65V93H64ZM64 96H63V97H64ZM89 96H90V95H89ZM232 96H233V95H232ZM232 96H231V97H232ZM2 97H1V100H2ZM4 97H5V96H4ZM60 97H61V96H60ZM68 97H69V96H68ZM90 97H91V96H90ZM201 97H202V96H201ZM203 97H204V96H203ZM215 97H216V96H215ZM215 97H214V98H215ZM229 97H230V96H228L227 98H229ZM11 98H12V100L14 99L13 96H12ZM19 98H20V97H19ZM22 98H23V97H22ZM25 98H26V97H25ZM44 98H45V97H44ZM61 98H62V97H61ZM65 98H66V96H65ZM73 98H74V97H73ZM77 98H79V97H77ZM87 98H88V97H87ZM164 98H165V97H163V99H164ZM179 98H180V97H179ZM204 98H205V97H204ZM212 98H213V97H212ZM212 98H211V99H212ZM5 99H6V98H5ZM8 99H10V98H8ZM51 99H52V100H55L54 98H51ZM71 99H72V97H71ZM163 99H162V101H163ZM207 99H208L209 101L211 100V99H209V98H207ZM207 99L205 98L204 100H207ZM218 99H219V98H218ZM230 99H231V98H230ZM230 99H229V100H230ZM15 100H16V97H15ZM24 100H25V99H24ZM31 100H32V99H31ZM34 100H35V103H36L38 100H40V97H38V100H36V99H34ZM34 100H32V104H33V105H31V102H30V104H28V106L31 105L29 108H31V107H32V109L35 108V107H33V106H34ZM43 100H44V99H43ZM43 100H42V101H43ZM46 100H49V99L46 98ZM52 100H50L49 103H48V101H47V103L50 104V105H46V102L44 101L45 105H44V104H43V105L41 104L42 107L39 106V105H40L39 102H40L41 100L38 101L37 103H39V104H36V105H38L37 107H41V109L43 110V109H45L43 106H45V107H46V106H50V107H51V103H50V102H52ZM57 100H58V98H57ZM60 100H61V99H60ZM60 100H59V101H60ZM165 100H166V99H165ZM165 100H164V101H165ZM170 100H171V99H170ZM181 100H184V99H181ZM181 100H180V101H181ZM194 100H195V99H194ZM214 100H216V99H214ZM236 100H237V99H236ZM236 100H235V102L238 103V100H237V101H236ZM245 100H248V99H245ZM245 100H243L244 102H242V104H241V105H242V109H243V108H247V109H248V106H249V105L247 106V104H246L247 102H246ZM257 100H258V99H257ZM257 100H255V101H257ZM10 101H11V99L9 100V102H10ZM28 101H29V99H28ZM63 101H64V100H63ZM68 101H69V100H68V98H67V102H68ZM74 101H75V99H74ZM84 101H85V100H84ZM92 101H93V100H92ZM94 101H95V100H94ZM162 101H160V103H163ZM166 101H167V100H166ZM185 101H186V100H185ZM200 101H201V103H202V102H203V99H201ZM200 101H199L198 103H200ZM221 101H222V99H221ZM223 101H224V100H223ZM226 101H227V100H226ZM1 102H2V101H1ZM1 102H0V104H1ZM7 102H8V101H7ZM13 102H14V100H13ZM61 102H62V101H61ZM67 102H66V103H67ZM168 102H169V101H168ZM168 102L165 103V105H167ZM206 102H207V101H206ZM212 102H213V99H212ZM216 102H218V101H216ZM216 102H215V103H216ZM219 102H220V99H219ZM227 102L230 104V101H227ZM245 102H246V103H245ZM10 103H11V102H10ZM14 103H15V102H14ZM28 103H29V102H28ZM41 103H43V102H41ZM53 103H54V102H53ZM57 103H58V102H56V104H57ZM90 103L92 104V106L90 105V106L92 107V108H90V109H93V110H92V112H93V111H94V108H95V106H96V104H94L95 102L92 103L91 100H90ZM204 103H205V102H204ZM207 103H208V102H207ZM209 103H210V102H209ZM209 103H208V104L205 103V105L203 104V105H204V109H206V111H207V108H205V107H207V106H209V105L211 104V103H210V104H209ZM213 103H214V102H213ZM213 103H212V104H213ZM215 103H214L213 105H215ZM228 103H227L226 105L224 104L223 106H224V107L227 106ZM244 103H245L246 106L243 105ZM252 103H253V101H252ZM6 104H7V103H6ZM23 104H24V103H23ZM67 104H68V103H67ZM76 104H77V101H76ZM78 104H79V105H78ZM78 104H77V108L80 109V108H81L80 106H81L82 104H85V103H83L82 101H81V103H80V102L78 101ZM88 104H89V101H88V103H87V107H86V108H85L86 105H84V107L82 106L83 109H87L88 107H90V106H88ZM169 104H171V103H169ZM193 104H194V103H193ZM195 104H197V103H195ZM222 104H223V103H222ZM222 104H220V105H222ZM1 105H2V104H1ZM4 105H5V104H4ZM24 105H25V104H24ZM24 105H21V106H22V107H21L22 110H21L20 107H19V111H21V112L19 113V116L17 115L18 118H19L20 116L22 117V113H23V109H24V108L28 109L27 107H24V108H23ZM36 105H35V106H36ZM58 105H60V104L58 103ZM61 105H63V104H61ZM68 105H69V104H68ZM94 105H95V106H94ZM109 105H111V104H109ZM109 105H108V106H109ZM180 105H181V104H180ZM198 105H199V104H198ZM198 105H197V106H198ZM200 105H201V104H200ZM200 105H199L198 107H197L196 105H194L193 108H195V109H193V108L190 107L191 110H189V111H190L189 114H191V111L193 112V111L196 110L197 108L201 110V108H202L203 105H201V106H200ZM213 105H210V107L213 106ZM218 105H219V104H218ZM220 105H219V106H220ZM233 105H235V104H233ZM236 105H238V104H236ZM239 105H240V104H239ZM26 106H27V104H26ZM65 106H66V105H65ZM65 106H64L63 108H65ZM69 106H70V105H69ZM71 106H72V105H71ZM71 106H70V108H71ZM74 106H75V104H74ZM78 106H79V107H78ZM169 106H170V105H169ZM169 106H168V107H169ZM195 106H196V107H195ZM215 106H216V105H215ZM215 106H214V107H215ZM229 106H232V105L230 104ZM244 106H245V107H244ZM2 107H3V106H2ZM5 107H6V106H5ZM59 107H60V106H59ZM66 107H68V106H66ZM176 107H177V106H175V110L178 111V110L176 109ZM199 107H200V108H199ZM214 107H213V108H214ZM220 107H221V106H220ZM224 107H223V109H224ZM232 107H233V106H232ZM238 107H239V106H238ZM238 107H237V109H238ZM17 108H18V107H17ZM52 108H54V105H53ZM77 108H75V110H76ZM163 108H166V107H163ZM169 108H170V107H169ZM169 108H168V110H169ZM215 108H217V107H215ZM226 108H228V107H226ZM229 108H230V107H229ZM0 109H1V107H0ZM2 109H3V108H2ZM26 109H25V111H26ZM38 109H39V108H36V110H35V109L33 110V111L35 112V114H36V111H37V112L40 111V109H39V110H38ZM46 109H47V108H46ZM46 109L44 110L45 113H46V111H48L50 108L48 107V109H47V110H46ZM68 109H69V107H68ZM192 109H193V110H192ZM211 109H212V108H211ZM232 109H233V108H232ZM240 109H241V108H240ZM28 110H30V109H28ZM63 110H64V109H63ZM71 110H72V109H71ZM171 110H172V109H171ZM175 110H172V111H175ZM212 110H213V109H212ZM212 110H211V111H212ZM219 110H220V109H219ZM221 110H222V109H221ZM238 110H239V109H238ZM245 110H246V109H245ZM11 111H12V112H10L9 115H10V116H13V115H11V113L15 112L14 114H17L18 109H17L16 111H13V110H11ZM25 111H24V113H25ZM66 111H68V113H69V112H71V113L74 112V110H72V111L66 110ZM79 111H81V109H80ZM82 111H84V110H82ZM161 111H162V112H161ZM180 111H181V110H180ZM183 111H184V109H183ZM196 111H197V110H196ZM196 111H194V113H192V114H194V115H192V118H197V119H198V123H197V121H196L197 119H194L193 121L191 120L192 122H196V123H197V124H196V123H193V124H195L196 126H200V125H198V124H199V121H200L202 127H205V125H207V124H205V123H206V122H207V123L210 122L208 119H209L210 117H213V118L215 117V116H212V115H211L212 113H211V114L209 113V114L211 115V116H210V115L207 114V112L205 113L206 115L203 114V113H204V112H203L202 114L206 116V121H205V120H204V119H205L204 116H200L201 112H200V114H198L197 117H196V115H195V114H196ZM217 111H218V110H217ZM222 111H224V110H222ZM233 111H235V110H234V109L232 110V114H233ZM243 111H244V109H243ZM243 111H241V112L245 114V112H243ZM2 112H5V111L2 110ZM2 112H0V114H2ZM28 112H29V111H28ZM30 112H32V110H31ZM41 112H42V111H41ZM75 112H76V111H75ZM89 112H90V111H89ZM94 112H97V111L95 110ZM160 112L163 114V113H164V110L162 109V110H160ZM165 112H166V114H167V115L164 114V116L166 115V118L163 117V118H160V120H159V118L156 117V118L158 119V121H159V122H158L159 124L157 123V119H156L155 117H153V118L150 119V120H151V122L153 123V122H155V121H152V120L156 119L155 124L161 125L160 127H163L164 130H167V131H162L163 128H161L162 130H159L158 132L160 133V131H162V132H164V134H167V135H168V133H169V134L172 133V130H173L174 127H175L174 129H177V126L180 124V123L175 124V122H176V123H177V121L181 122L180 119H182L183 116H184V119H186V118H187L186 115H187L188 113H187L186 115H183L182 118H179V117H177L176 115H173V114L176 113V112L171 113V112L166 111V110H165ZM198 112H199V111H198ZM225 112H226V111H225ZM236 112H237V111H236ZM236 112H235V113H236ZM238 112H239V111H238ZM5 113H7V111H6ZM24 113H23V114H24ZM26 113H27V111H26ZM26 113H25V114H26ZM32 113H33V112H32ZM62 113H63V112H62ZM64 113H65V112H64ZM78 113H79V112H78ZM97 113H98V112H97ZM168 113H169V114L171 113V115H169ZM178 113H179V112H177V114H178ZM183 113H184V112H183ZM185 113H186V112H185ZM185 113H184V114H185ZM216 113H217V112H216ZM216 113H215V114H216ZM235 113H234V114H235ZM239 113H240V112H239ZM248 113H250V112H248ZM35 114H34V115H35ZM37 114H38V113H37ZM55 114H56V113H55ZM69 114H70V113H69ZM76 114H77V113H76ZM87 114H88V110H87ZM92 114H93V113H92ZM158 114H160V113L158 112ZM180 114H182V113L180 112ZM202 114H201V115H202ZM215 114H213V115H215ZM223 114H224V113H223ZM240 114H241V113H240ZM250 114H251V113H250ZM2 115H4V114H2ZM2 115H0V118H1ZM26 115H27V114H26ZM43 115H44V114H43ZM63 115H64V114H63ZM65 115H66V114H65ZM77 115H78V114H77ZM80 115H81V112H80ZM83 115H85V117H86V113H85V112H84ZM89 115H90V113H89ZM219 115H220V114H219ZM225 115H226V114H225ZM225 115H223L222 117H224ZM227 115H229V114L227 113ZM238 115H239V114H238ZM248 115H249V114H248ZM248 115H247V117H248ZM4 116H5V115H4ZM6 116H7V114H6ZM10 116H9L8 118L6 117L7 119H5V117H2V118H4V120H2V118L0 119V120L2 121V122H1V125H2V123H4V122H5L6 120H8L9 118L11 119ZM24 116H25V115H24ZM24 116H23V117H24ZM41 116H42V115H41ZM71 116H73V114H71ZM71 116H70V117H71ZM75 116H76V115H75ZM87 116H88V115H87ZM91 116H92V115H91ZM91 116H90V117H91ZM154 116H157V115H154ZM190 116H191V115H190ZM190 116H189V117H190ZM193 116H194V117H193ZM207 116H210V117L207 118ZM239 116H240V115H239ZM239 116H238V117H239ZM241 116H242V115H241ZM21 117H20V118H21ZM28 117H29L28 120H29V119H33V118H34L33 120H35V121H36L38 118L42 119L41 117L36 118V117L33 116V115H32L33 118L30 117V116H28ZM77 117H78V116H77ZM80 117H81V116H79V119H80ZM85 117H83V118H85ZM150 117H151V116H150ZM185 117H186V118H185ZM229 117H230V116H229ZM232 117H233V116H232ZM235 117L237 118V114H236ZM235 117H234V119H235ZM13 118H15V117H12V119H13ZM20 118H19V120H21ZM64 118H66V117L64 116ZM71 118H72V117H71ZM73 118H74V117H73ZM73 118H72V119H73ZM81 118H82V117H81ZM86 118H87V117H86ZM203 118H204V119H203ZM217 118H218V117H217ZM220 118H221V117H219L218 119H220ZM226 118H227V116L224 118V122H225ZM241 118H242V117H241ZM16 119H17V118H15V121L18 120V119H17V120H16ZM23 119H24V118H23ZM44 119H45V118H44ZM44 119H42V120L44 121ZM68 119H69V117H68ZM74 119H75V118H74ZM187 119H189V118H187ZM211 119H212V118H211ZM214 119H216V117H215ZM231 119H232V118H231ZM234 119H233V120H234ZM245 119H246V118H245ZM245 119H244V120H245ZM33 120H32V121H33ZM75 120H76V119H75ZM86 120H88V119H86ZM161 120H163V121H161ZM202 120H203V122L205 121V122H204L205 125L202 124V123H203ZM207 120H208V121H207ZM216 120H217V119H216ZM222 120H223V119H222ZM235 120H237V119H235ZM240 120H241V119H240ZM240 120L238 121V123L242 121V120H241V121H240ZM3 121H4V122H3ZM13 121H14V120H13ZM13 121H12V123H13ZM32 121L29 120V122L31 123V125L34 124V122L32 123ZM39 121H41V120H39ZM64 121L66 122L65 119H64ZM79 121H81V120H79ZM82 121H85V120H82ZM160 121H161V122H160ZM182 121H186V120H182ZM187 121H188V120H187ZM187 121H186V122H187ZM212 121H213V120H212ZM214 121H215V120H214ZM214 121H213V123H214ZM218 121H219V120H217V122H218ZM220 121H221V120H220ZM220 121H219V122H220ZM229 121H230V120H229ZM247 121H248V120H247ZM247 121H245V122H247ZM10 122H11V121H10ZM17 122H19V121H17ZM17 122H14V124H11L12 126H10V129H11V128L13 129L14 134H15V129H14L15 126L13 127V125H18V127H19V123L17 124ZM24 122H25V126H26V122H27V121L25 120ZM61 122H63V121H61ZM149 122H150V121H149ZM149 122H148L147 124L150 126L151 122H150V123H149ZM186 122H185V123H186ZM188 122H189V121H188ZM188 122H187V123H188ZM192 122H190V123H192ZM217 122H216V123H217ZM219 122L217 123V124H219V125H217V126H220L221 122H223V121H221L220 123H219ZM232 122H235V121H232ZM243 122H244V121H243ZM243 122H241V125L243 124ZM5 123L8 124L9 121H7V122H5ZM5 123H4V124H5ZM15 123H16V124H15ZM21 123H22V122H21ZM76 123L78 124V122H76ZM170 123H173V124L175 125L174 127H173V125L171 126V127H172V130H171V129H168V128L170 127ZM213 123H212V124H213ZM226 123H227V122H226ZM230 123H231V122H230ZM235 123H237V122H235ZM4 124H3V126H4ZM7 124H5V126H7ZM23 124H24V123H22L20 126H23ZM36 124H37V122H36ZM36 124H34V126H37ZM38 124H39V123H38ZM68 124H71V122L68 121ZM68 124H67V125H68ZM77 124H75V122H74V125H75V126H76ZM153 124H154V123H153ZM155 124H154V126H152V127L150 128V130H152V128H154V127H155L156 129L158 128V126L156 125V126H157V127H156ZM193 124H192V126H190V127H193ZM209 124H211V122H210ZM222 124H224V123H222ZM1 125H0V126H1ZM8 125H9V124H8ZM28 125H29V123H28ZM28 125H27V126H28ZM39 125H40V124H39ZM78 125H79V124H78ZM78 125H77V126H78ZM163 125H164V126L167 125V128H165ZM189 125H190V124H189ZM195 125H194V126H195ZM215 125H216V124H215ZM227 125H228V124H227ZM227 125H226V127H227ZM5 126H4V128L0 127V129H1V130H0V133H1L0 136L3 137V136L6 135V136H7V139H8V142H9V141H11V139H12L13 137H15V136H13L11 139H9V138L12 136V133H11V131H10V129H9V126L7 127L8 130H9V132H8V130L6 129ZM25 126L21 127L19 130L23 129ZM63 126H64V124H63ZM63 126H62V127H63ZM71 126H72V125H71ZM71 126L68 125V127H71ZM168 126H169V127H168ZM179 126H180V125H179ZM181 126H182V125H181ZM186 126H187V125H186ZM196 126L194 127V128H195L194 130H193L192 128H190V129H192V130L189 131V132H186V133H185V134H186V137H185V138H186V141H185V140H182V141H185V145H186V147H187V144H189V145L192 144V141H191V140H193V139L196 140V139L200 136V135H199L197 138L192 137V139L189 141V140H187V138L189 139V137L187 136L188 133H189L188 135H190L191 132L194 131L193 134L195 135V134H197V133L199 134L200 131H199L198 129H200V130L203 129L202 132H204V130H206V128H201V126H200V127H197V129H196ZM213 126H214V124H213L211 127H213ZM228 126H230V125H228ZM233 126H235V124H234V125L232 124V126H230V127H233ZM237 126H238V125H237ZM252 126H253V124H252ZM30 127H31V131H29V130H30V128H29V129H28V133H29V134H30V133H34V132H33V128H32L33 125L30 126ZM39 127H40V126H39ZM73 127H74V126H73ZM206 127L209 129L208 125H207ZM214 127H215V126H214ZM214 127H213L212 130H214ZM223 127H224V126H223ZM16 128H17V127H16ZM35 128H36V127H35ZM65 128L67 129L66 126H65ZM76 128H77V127H76ZM180 128H181V127H180ZM235 128H237V127H235ZM243 128H244V127H243ZM252 128H253V127H252ZM258 128H259V127H258ZM62 129H63V128H62ZM72 129H73V128H72ZM74 129H75V128H74ZM159 129H160V128H159ZM215 129H216V127H215ZM220 129H222L221 126H220ZM223 129H226V128H223ZM238 129H239V127H238L236 130H234V132L237 131ZM261 129H262V128H261ZM35 130H36V129H35ZM35 130H34V131H35ZM168 130H169L170 132H169ZM195 130H196L197 132H196ZM210 130H211V129H210ZM228 130H229V129H226V130H225V133H226V131H227V133H228ZM239 130H240V129H239ZM258 130H259V129H258ZM16 131H18V130L16 129ZM24 131H25V130L23 129V133H24ZM37 131H39V130H37ZM58 131L61 133V130H58ZM67 131H68V130H67ZM71 131H72V130H71ZM148 131H149V129H148ZM186 131H187V130H186ZM207 131H208V130H207ZM232 131H233V130H232ZM241 131H242V129H241ZM262 131H263V129H262ZM19 132H20V131H19ZM44 132H45V131H44ZM146 132H147V130H146ZM151 132L153 133V132H154V129H153L152 131L148 132V133L150 134ZM162 132H161L160 134H162V138H164ZM173 132H176V130L173 131ZM177 132H178V131H177ZM181 132H182V131H181ZM205 132H206V131H205ZM237 132H238V131H237ZM21 133H22V131H21ZM25 133H27V129H26ZM73 133H75V132H73ZM138 133H139V132H138ZM148 133H147V134H148ZM152 133H151V134H152ZM154 133H155V132H154ZM156 133H157V131H156ZM214 133H215V131H214ZM223 133H224V132H223ZM223 133H222V134H223ZM225 133H224V135H225ZM242 133H243V132H242ZM242 133H241V134H242ZM262 133H263V132H262ZM14 134H13V135H14ZM40 134H41V133H40ZM69 134H70V133H69ZM136 134H137V133H136ZM139 134H140V133H139ZM147 134H146V135H147ZM151 134H150V135H151ZM172 134L174 135V133H172ZM185 134H183V135H185ZM198 134H197V135H198ZM207 134H208V133H207ZM207 134L204 135V136L207 137ZM211 134H213L212 131H211ZM211 134H210V133L208 134V135H210L209 137L215 135V134H213V135H211ZM220 134H221V132H220ZM238 134H239V133H238ZM241 134H239V135H241ZM259 134H260V132H259ZM259 134H258V135H259ZM16 135H17V133H16ZM59 135L61 136V134H59ZM140 135H141V134H140ZM140 135H139V136H140ZM142 135H143V134H142ZM153 135H154V134H153ZM153 135H152V136H153ZM158 135H159V134H158ZM158 135L156 136L157 138H155V139H154L155 135H154L153 137L151 136L152 139H153L154 141H153V140H149L148 143L153 144V143L155 142L156 145H157V147H158L157 149H159V146H161V145L164 144V141H163V140H165V141L167 142V143L165 142L166 145L169 144V143H168V142H169L168 140H166V139H163V140H162V138H161L160 136H158ZM181 135H182V134H181ZM191 135H192V134H191ZM191 135H190V136H191ZM194 135H192V136H194ZM249 135H250V134H249ZM253 135H255V132H254ZM6 136H5V138H6ZM8 136H9V137H8ZM25 136H26V134L24 135V138H25ZM27 136H28V134H27ZM35 136H37V135H34V137H35ZM39 136H40V135H39ZM134 136L136 137V135H133V137H134ZM204 136H203V133H202V136H201V137L203 138V140H199V141H204V139H205ZM229 136H230V138H231V137L233 138V136H236V135H232V134L229 133ZM247 136H248V135H247ZM262 136H263V135H262ZM16 137H17V136H16ZM16 137H15V138H16ZM137 137H138V134H137ZM143 137H144V135H143ZM143 137H142V138H143ZM151 137H149V136L147 135V138H150V139H151ZM159 137H160V139H161L160 142L163 143V144H161L160 142H158V140H156V139H159ZM172 137H174V136H172ZM172 137H171V138H172ZM195 137H196V135H195ZM209 137H207V138H209ZM222 137H223V136H221V138H222ZM236 137H238V135H237ZM240 137H241V136H240ZM15 138H13V139H15ZM18 138H19V137H18ZM24 138H23V140L20 139V138H19V139H20L21 141H24ZM30 138H31V137H30ZM39 138H40V137H39ZM166 138L168 139L169 137H166ZM202 138H201V139H202ZM207 138H206V139H207ZM223 138H224V137H223ZM223 138H222V139H223ZM227 138H228V134H227ZM251 138H252V137H251ZM7 139H6V141H5V140L2 141L1 138H0V141H2L3 143L5 142V143L7 144V143H8V142H7ZM16 139H17V138H16ZM34 139H36V138H34ZM59 139H60V138H59ZM134 139H135V140H134ZM136 139L138 140V138H133V140H134V144L131 143V144L133 145V146H132V149H134L133 147L136 146L135 144H137V142H138V146L140 145V146H142V148H143L144 145H145V147H148V146H146V144H148L147 142H146V144H143V142L141 141L142 145L139 143L140 140H142L141 137L139 138V141H137ZM169 139H170V138H169ZM172 139H173V138H172ZM178 139H179V138H178ZM199 139H200V138H199ZM206 139H205V141H206ZM225 139H226V137H225ZM228 139H229V138H228ZM228 139H227V140H228ZM143 140H144V143H145V138H143ZM175 140H176V139H175ZM260 140H261V138H260ZM13 141H14V140H13ZM16 141H17V140H16ZM16 141H14V142H16ZM25 141H26V140H25ZM33 141H34V140H33ZM36 141H37V140H36ZM40 141H41V140H40ZM136 141H137V142H136ZM156 141L158 142V144L160 143V145H158ZM182 141H181L180 143H182ZM205 141H204V142H205ZM210 141H211V140H210ZM222 141H223V140H222ZM222 141H220V142H222ZM247 141H248V140H247ZM251 141H252V140H251ZM258 141H259V139H258ZM263 141H264V139H263ZM263 141H262V142H263ZM132 142H133V141H132ZM135 142H136V143H135ZM151 142H153V143H151ZM186 142H187V143H186ZM193 142L196 143V146H197V144L199 143V142L197 143V141H193ZM213 142H214V141H213ZM0 143H1V142H0ZM5 143H4V144H5ZM10 143H11V142H9V144H10ZM16 143H17V142H16ZM22 143H24V145H25V142H22ZM22 143H21V144H22ZM26 143H27V142H26ZM31 143H32V142H31ZM45 143H46V141H45ZM47 143H48V142H47ZM47 143L45 144V146L47 145ZM49 143H50V142H49ZM195 143L193 144L194 146H195ZM201 143L203 144V142H201ZM201 143H199V144H201ZM205 143H206V142H205ZM205 143H204V144H205ZM4 144H0V151H2V149H3L4 147L7 146V145L3 146ZM9 144H8V145H9ZM19 144H20V143H19ZM27 144H28V143H27ZM29 144H30V143H29ZM29 144H28V148H29V147H31V148L34 147V146H32V145H34L33 143H32V145L30 144L31 146H30ZM51 144H52V143H50V144H48V145H51ZM131 144H130V145H131ZM150 144H148V145H149V146H153V145L155 146V144H153V145H150ZM176 144H177V143H176ZM244 144H246V143H244ZM249 144H250V143H249ZM256 144H258V143H256ZM263 144H264V143H263ZM1 145H2V149H1ZM10 145L13 146L12 148H13V150H15V151H16V149H17L16 147L21 146V145H18V146L16 145V147H15V145H13V143L10 144ZM10 145H9V147H11ZM22 145H23V144H22ZM48 145H47V146H48ZM52 145H54V144H52ZM130 145H129V147H130L129 149H130V150H127L126 155H127V153H128V155L130 154V153L128 152V151H131V146H130ZM169 145H171V143H170ZM169 145H168V146H169ZM25 146H27V145H25ZM105 146L107 147V145H105ZM168 146H167V147H168ZM173 146H174V145H173ZM181 146H184V144L182 143ZM196 146H195V147H196ZM253 146H255V145H253ZM256 146H257V145H256ZM9 147H8V149H9ZM14 147H15L16 149H14ZM37 147H38V146H37ZM40 147H41V145H40ZM145 147L143 148L144 150H141L142 148L139 149V147H135V148H137V149H136L137 152H135L134 155L137 156L136 154L139 153L138 150H141V152H145V149H146ZM164 147L167 148L165 145H164ZM169 147H170V146H169ZM169 147H168V148H169ZM198 147H199V146H198ZM258 147H259V146H258ZM258 147H257V148H258ZM262 147H263V146H262ZM25 148H27V147H24V151H25ZM50 148H51V147H50ZM99 148H100V151H102V150H101L102 148H101V147H99ZM103 148H104V146H103ZM126 148H127V147H126ZM152 148H154V150L156 151V149H155L156 146H155V147H152ZM161 148H163V146H161ZM182 148H183V147H182ZM189 148H190V150H191L192 145H191ZM193 148H194V147H193ZM193 148H192V149H193ZM204 148H205V147H204ZM260 148H261V146H260ZM5 149H6V148L3 149V152L7 151V150H5ZM104 149H105V148H104ZM148 149H149V147H148ZM169 149H170V148H169ZM174 149H177V148H174ZM206 149H207V148H206ZM261 149H262V148H261ZM263 149H264V148H263ZM263 149H262V150H263ZM4 150H5V151H4ZM13 150L11 149V152H10V150H8L7 153H12V152H14ZM20 150H21V152H22V149H21V148L19 149V151H20ZM27 150H28V149H27ZM34 150H35V149H34ZM136 150H135V151H136ZM165 150H166V149H165ZM180 150H182V149H180ZM184 150L186 151V148H185ZM187 150H188V148H187ZM190 150H189V157L191 158L192 156H191L190 154L192 153V151L190 152ZM193 150H194V149H193ZM207 150H208V149H207ZM211 150H212V149H211ZM31 151H32V150H31ZM146 151H149V150L146 149ZM150 151H151V150H150ZM162 151H163V150H162ZM167 151H168V150H166V152H167ZM169 151H170V150H169ZM212 151H214V149H213ZM212 151H211V152H212ZM254 151H255V150H254ZM256 151H257V150H256ZM3 152H0V154H2ZM16 152H17V151H16ZM16 152L13 153L16 157H17V154H22L21 152H20V153L17 152V154H16ZM26 152H27V151H26ZM34 152H35V151H34ZM36 152H37V151H36ZM87 152H88V151H87ZM90 152H91V151H90ZM90 152H88L87 154L90 155V154L93 153V155H91V157H89V155H88V156H87V155H84V156H86L87 158H89L90 160H91V158L94 159L95 157H97V156L99 155L98 153H97L98 155L95 153L96 156L93 157V156H94V152H97L95 149H94V152H91V153H90ZM102 152H103V151H102ZM102 152H101V153H102ZM156 152H157V151H156ZM156 152H154V153H156ZM160 152H161V151H160ZM214 152H215V151H214ZM263 152H264V150H263ZM7 153H6V154H7ZM23 153H24V152H23ZM101 153H100V155L102 156L103 153H102V154H101ZM124 153H125V152H124ZM131 153H132V152H131ZM133 153H134V152H133ZM133 153H132V155L130 154L131 158H129V159H125V160H128V162H126V163H127V165H129V166H131V163H132V162H130V159H133L134 161H136L135 159L138 158V157H135V156L133 155ZM146 153H147V152H145V154H146ZM164 153H165V151H164ZM170 153L172 154V152H170ZM179 153H180V152H179ZM186 153H188V151H187ZM196 153H200V152H195V154H196ZM203 153H205V152H203ZM212 153H213V152H212ZM4 154H5V153H3V155H4ZM13 154H11V155H13ZM120 154H121V153H120ZM145 154H144V153L141 154L142 159H143L145 165H144V164H141V161H142L141 159H140V163H139V161H138L139 159H137V161H138L137 163H139L138 165H141V167L139 166L140 171H143V172H141V173H144V174L147 173L145 177H148V182H147V183L145 182L146 185L143 184L144 186L147 187V189H146L143 185H141V187L143 186V189L141 188V190H140V187H139V189H136L138 192L135 191V192H136L137 194H139V195L142 193L143 197L145 196V197L147 198V199H145L146 201L143 200L142 202H140V198H139V201H138V199H137V198H138V195H137L135 192H134V193L132 192V191H134V189H132V188L134 187V184H133L134 182H135V186H136V187H134V188H137V187H138L140 181H141L140 184L144 183V181H142V180H140L139 183H137L138 181L136 182V180H135L136 178H135V179H134V177L132 178V175H134V172H135L136 176L138 175L137 177H139L140 174H141V173H140V174H139V173H136V172H138V166H137V163L134 162L133 160H131V161H133V167L131 168V169H132V172H131V171H127V169H125V170L127 171V172H126L127 174H126L125 171L123 170L124 173H125V174H124V173H122L123 171H120V173H122V174H119V175H120L121 177L123 176V178H121V177L118 178V177H116V175L118 176V174H117L118 172H117V171H119V169L121 170V168H123V167H122L123 165H122V164H120V165L118 164L119 166L117 165V163H121V161H120V162H117V161H119V156H118V155H117V157L115 156L116 159H113V158H112V160H110V161H113L112 163H114V164H115V162H114V160H115V161H116V164H115V165H117V166L119 167V168H118V167L116 166V167H117V171H115V169H114V171L116 172V174H114L115 172L112 171V170H110V169L108 168L109 172L111 171V172L113 173V174H110L111 177L108 176L109 178H111L110 182H111V181L113 182V181L115 180V178H116L117 181H119V183H120L122 180H123V181L126 180V181H124V183H123V185H124L123 188H122L123 185H121V183H122L123 181L120 183V185H118L119 183H117L116 180H115L116 182L114 181L115 183H112V182H111V184H109L110 182L107 181L108 184H109V185H108V189H109V188L114 189V190L110 189V191L112 190L111 192H117V189H118L119 187H120L119 190H118L119 192L124 191L123 189H125L126 187L128 188V189H127V188L125 189L126 191H127V190H129V191L131 190L130 193L126 194V199H125V202H126V203H125L124 200H123V199L125 198V197L123 196V193H121V195H122V197H121V196H120V193L118 192V193H119V196L116 195L117 198H115V196L112 195V196H114L113 198H115V200L118 199V201H119V199H120V200L122 199L120 202L117 201V203L119 204V203L122 202V203H121V205H122L123 202H124L125 205H126V206L123 205V206H124V207H123L124 210H125V207H127V203H128V200H129V203H130L131 201H132V202H133V201H135V202H139L138 204H140V203L142 204V203L144 202V204H142V205H145V206H144V209H145V207H146L147 210L149 211V212H148V211H147V212H148V213H151V212H150V211L152 210L151 208H154V207L156 208L155 205H157V207L160 208V206H158V205H160V204H159L160 202H158V201H161V202H162V203H161V206H162V204L165 203V202H163L164 200L162 201V197H167V198H168V196H170V198L172 197L173 194H172V195H171V194L168 195L170 192L167 194L168 196L166 195L167 191H172V190H174V191L171 192V193H173V192H176L175 189H177V188H178L179 190L184 191V189H181L182 187L180 188L178 185H177V187H176L175 182H174V184H173V186L175 187V189H172V188H174L173 186H172V187L169 186V188H170V190H169L168 185H170V184L172 183V180L170 179V178H172V177H171V176H170V178L167 177V176H168L167 173H169L168 168L170 169V167H168V166H170V164H169L167 161H166V163H165L164 161H162V160H163V159H162V160H161L162 163H161L160 160H158V161L161 163V164H160V163H159V164H160L161 166H164V167L167 166V169H165L166 167L163 168V167L159 166L158 163H157V168H158V170L160 169L161 171H162V170H167L168 172L166 173V172L164 171V173L166 174V177H167L168 179L165 177V175H162V173H160V172H161L160 170H159L160 172H159L158 170H157L158 172H156V168H155V167H156V166H155L156 164H155V162H158V161H156L155 159H156L157 156H156V157H155L154 155H151V156H150L149 154H151V152H149V153H148V156H147V154H146L147 158L144 159L143 156H144ZM156 154H157V153H156ZM156 154H155V155H156ZM167 154H168V153H167ZM167 154H165V155H167ZM173 154H174V156H175V155H177V152H176V154H175V152H173ZM193 154H194V153H193ZM193 154H192V155H193ZM200 154H201V153H200ZM208 154H210V153H208ZM236 154H237V153H236ZM238 154H239V153H238ZM3 155H2V156H3ZM7 155H8V154H7ZM7 155L4 156V158L6 157L5 160H8V159L11 158V157H12V159H13V157H14V156H11V155L9 154L10 157L7 158ZM9 155H8V156H9ZM26 155H27V158H29V157H28L29 154L26 153ZM30 155H31V154H30ZM30 155H29V156H30ZM32 155H33V154H32ZM32 155H31V156H32ZM100 155H99V156H100ZM138 155H139V154H138ZM162 155H163V153H162ZM178 155H179V154H178ZM180 155H181V154H180ZM185 155H186V154H183V157L181 156L182 159L185 158L184 160H182L179 156H176L177 158L179 157V158H178L179 161H178V160H176V161L179 163V162H180V159H181L182 162L185 163V162H186V157H184ZM197 155H198V154H197ZM203 155L205 156L206 154H203ZM203 155H202V156H203ZM210 155H213V156H214V154H210ZM228 155H229V154H227L226 156H228ZM241 155H242V154H241ZM257 155H258V154H257ZM259 155H261V152H260ZM23 156H24V155H23ZM132 156H134L135 158H134V157L132 158ZM139 156H140V155H139ZM149 156H150V157H149ZM152 156H153V158H152ZM158 156H159V155H158ZM169 156H170V154H169ZM169 156H167V157H169ZM172 156H173V155H172ZM187 156H188V154H187ZM202 156H201V157H202ZM204 156H203V157H204ZM213 156H212V159H213ZM229 156L231 157V155H229ZM20 157H21V156H20ZM20 157H19V158H20ZM24 157H25V156H24ZM124 157H125V156H124ZM144 157H145V156H144ZM148 157H149V158H148ZM165 157H166V156H165ZM189 157H187V158H189ZM230 157H229V158H230ZM258 157H259V156H258ZM258 157H257V159H258ZM19 158H15V159H19ZM87 158H86V159H87ZM99 158L101 159V157H99ZM99 158L97 157L96 159H99ZM102 158H103V156H102ZM117 158H118V159H117ZM139 158H140V157H139ZM192 158H193V157H192ZM199 158H200V155H199ZM229 158H228V157L224 158L225 161H224L223 159H221L224 163H223L222 161H219L218 163L222 162V164H221V163H220V164L217 163V165H215L216 167H215V166H214V167H215L216 169H218V168L220 169V168H222L223 166L225 167V166L228 165V164H229V166H226V167H227V168L230 167V164L233 163L232 161H233L234 159H231V158H230V162H232V163H229V162H228ZM2 159H3V158H2ZM12 159H11V160H12ZM15 159H14V160H15ZM81 159H82V160H81ZM84 159H85V158H84ZM84 159H83V158H79L78 160H81L80 163H82V162L84 161ZM89 159L86 160V164H85V161H84V164H82L83 166H81L82 169H84V165L87 166L88 164L90 165V166L88 165L89 167L95 166V167H92L93 169H96L97 167H100L101 165H103V163L100 164V162H102V161H100V160L98 161L99 164H100L99 166L94 165V164H93V161H90ZM93 159H92V160H93ZM96 159H94V160L97 162ZM172 159H173V158H172ZM200 159H201V158H200ZM200 159H199V160H200ZM204 159H205V158H204ZM208 159H209V157H208ZM238 159H239V158H238ZM242 159H243V158H242ZM257 159H256V160H257ZM262 159H263V158H262ZM3 160H4V159H3ZM9 160H10V159H9ZM11 160H10V161H11ZM14 160H13V162L16 161V160H15V161H14ZM27 160H28V159H27ZM63 160H64V159H63ZM67 160H68V159H67ZM75 160H77V159H75ZM75 160H74V163L76 164L77 162H76ZM101 160H102V159H101ZM147 160H148V161H147ZM169 160H170V159H169ZM193 160H194V159H193ZM193 160H191V161H193ZM197 160H198V159H197ZM259 160H260V159H259ZM259 160H257L256 162H260ZM10 161H9V162H10ZM18 161H20V159H19ZM18 161H17V162H18ZM21 161H22V163H24L22 159H21ZM24 161H25V159H24ZM29 161H30V160H29ZM88 161H90V163H92V165H91L90 163H88ZM146 161H147L148 163H147ZM151 161H152V163L154 164L155 167L152 166ZM171 161H175V160H170V162H171ZM184 161H185V162H184ZM189 161H190V159H189ZM212 161H213V160H212ZM226 161H227L228 164L226 163ZM238 161H239V160H238ZM238 161L236 160L237 164H238ZM245 161H246V160H245ZM245 161H244V164H245ZM0 162L2 163V160H0ZM13 162H12V163H13ZM60 162H61V161H60ZM62 162H63V161H62ZM62 162H61V163H62ZM129 162H130V163H129ZM163 162H164V163H163ZM177 162H176V164H178ZM195 162H196V157H195V160H194V164H195ZM205 162H206V161H205ZM263 162H264V160H263ZM1 163H0V164H1ZM20 163H21V162H20ZM29 163H30V162H29ZM54 163H55V162H54ZM61 163H59V162L56 163V165H57V164H59V165H63V168H60V169H65V167H66L65 165H67V166L70 165V162H69V164H68V163H67V164H64V162H63L62 164H61ZM74 163L72 164V162H71V165H72L73 167H74ZM112 163H111V164H112ZM149 163H150V165H148ZM189 163H190V162H189ZM189 163H186V164H188V166H189L190 164L193 165V162L190 163V164H189ZM209 163H211V162H209ZM246 163H247V162H246ZM249 163H250V162H249ZM249 163H247V164H249ZM13 164H14V163H13ZM25 164H27V163H25ZM77 164H79V162H78ZM77 164H76V165H77ZM97 164H98V163H97ZM111 164H110V165H111ZM146 164H147V166H146ZM165 164H168V165H165ZM212 164H213V163H212ZM237 164H236V165H237ZM247 164H246V165H247ZM253 164H254V163H253ZM256 164H257V163H256ZM260 164H261V162H260ZM3 165H4V163H3ZM14 165H15V164H14ZM49 165H50V164H49ZM49 165H46V166H48V168H49ZM51 165L53 166V164H51ZM56 165L54 164L53 168H54V167H57ZM59 165H58V166H59ZM76 165H75V167L79 166V165H77V166H76ZM121 165H122V166H121ZM178 165H179V166H178L179 171L181 172L180 169H182V172H184L185 169H186L185 166H187V165L183 166V164H182L181 162H180V164H178ZM181 165H182L183 167H181ZM197 165L199 166L198 163H197ZM197 165H194V168H193V166H191V165H190V166L193 168V170H194V169H195V170H198V166H197ZM201 165H203V164H200V166H201ZM218 165H220V166L222 165V167H220V166L217 167ZM238 165H239V164H238ZM242 165H243V164H242ZM254 165H255V164H254ZM263 165H264V163H263ZM0 166H1V165H0ZM4 166H5V165H4ZM9 166H11L12 168H9ZM88 166L85 167V169H87V171H86V170H82V171H86V172H79V170H78V175L76 176V174L73 173V177L69 176V172H68V173L65 172V171H68L67 168H68L69 166L66 167L67 170L65 169L63 173H62L63 170L57 169V170H59V172L61 171V173H62L61 175H62V176L64 175V177H62L61 179H60V178H57V177H58V174H59V177H61V175H60V173H59L57 170L54 171L55 168H54V169H53V168L51 169V166H50V168L48 169V168L46 167V168L48 169L47 171H48V175H49V176L45 173V172H47V171L42 172V174L44 173V176H45V174H46V176H47L48 178L50 177V179H51L53 182H55L53 179L55 178V180H56V178H57V182L54 183V184H55V187H56V186H59L60 188H59V187L54 188V186H51V185H49V184L47 183L48 186H49V188H51V187L54 188V190H52L53 188H51V189H49V190H51V191H49V190L47 191L48 186H45V185H47V184L44 183V180H45L47 177L45 176L46 178H44V176H43V179H42V176H41V179H40V178H39L40 176H39V177H38L39 180H40V181H41V180L43 181V182L41 181L42 183L39 181V183H41L42 185L45 184L44 186H45V188H47L46 191H45L46 194H42L43 198H42V196H40L39 192H35V190L37 189V188H36L37 185L35 184V188H33V187H34V185H33L34 182H33L32 185H31V186H33L32 188H33V190H34V191H33L34 194H33V192H32V189L30 190V192L27 191V194H29V193H30V195L33 194L32 197H34V195L37 196V197L35 196V198H32V197L29 196V195H28V197H26V199L29 198V197H31V199L29 198L30 200H32L31 202L33 203V202L35 201L34 204L36 203L35 205L33 204V206L37 207L36 209H34L35 207H33L32 205H29L30 208H31V210H32V208L35 210L34 213L32 214V213H30V212H32L33 210L31 211L30 209L27 208L28 210H30V212H29V213H30L29 218H33V217L35 216L36 219H37L36 213L39 214V215H38V217H39L38 219H39L40 222H37L38 219H37V221H35V220H36L35 218H34V222L36 223L37 227H38V225L40 224V228H39V227H38V228H35V227H36V226H34L35 223H34V224L32 223V225H31V226H33V228L31 227L32 229L35 228V230H37L36 234L34 233V234L36 235V236H35V240H36V241L34 242V243L36 244V247H35V248H37V247H38L37 249L42 248L41 251L43 252V250L45 251V249H46V248H44V247H46L45 245H48V244L51 245L50 243L52 242V243L54 244L53 247H55V250H53V247L51 248V249L53 250V251H52L53 253H51V254H52L51 258H53V257L55 258V259H54V258L52 259V260L54 261V263L52 262L53 264H64V263H66V262H64V263H62V262H63L64 260L67 261V258H68V257H69V258H68V262H69V264L71 263L72 260L74 261V260L76 259V261H77V258L79 259V261H77V262H75V261L73 262V261H72V264H73V263H75V264H76V263H80V264H81V260H82V261L84 260L83 262H86V261L89 262L88 264H91V263L94 264V263H93V261H94V257H95V261H96V260H97V257H98V259H100L99 257H101V256H102V257L105 256L104 258L101 259V261H98L99 263H102V264H103V262L106 263V264H108L110 261H111V262H114L115 259H116V260H115L116 262H119V260H120V261H121V262H120L121 264H124V263H125L124 261H123L124 263L122 262V260L125 259V260H127V261H126L127 264H129L128 261H129L131 258H133V261H131L132 259H131L130 261L133 262V263H135L136 260H135V258L133 257V254H134L135 251L133 252V251H131V250L135 249V247H137V246L140 247V244H141V242H142V239H143V240L145 239V238H142V235L144 236V234H147V235H146V237H147V236H148V233H147V232H150V233L152 232L151 234H154V233L156 232L155 234H157V230H158V232L160 233L159 235H157V236H158V239L160 238L159 240L162 241V243H163V244H162L160 241H157V240H156V239H157V238H155L156 235H153V237L155 236V237H154L155 239L149 236V239L151 238L150 240H152V239L155 240V241L152 242V244L154 243V244L152 245V246H154V247L152 248V250H154L155 247H156V249H157V247H158L159 245H160L161 247L159 246L160 248L157 249L158 251H160L162 248H163L164 250H166L165 248H166V244H167V246H168V250L171 249V250L173 251L174 248H172V247H174L175 242L173 243V242H171V241H169V240L163 242V240H161V238H162V239H163V238L169 239L170 236H171V238H173L172 235L175 234V231L170 232V230H172V229H169V228H175V230H177V231H178V229H180V230H179V233L176 232V233H178V235H177V234L173 235V236H174V239H175V240L173 239L174 241H176L177 239H178L177 241H179V238H181V236H179V234H180V235L183 234L182 232H185V231H186L185 233L187 234L188 231L191 232V229H195L194 227H196V226H198V227H196V229H199V228H200L201 224H199V225H200V226H199V225H197V224L195 223L194 227H193V226H190V225H191V224H190L189 226H190L191 228L188 227L190 230H187V229H188V228L186 227V224H187V223L185 224V227H184V226H181L182 224H180V225H179V224H174V225L172 226V225H170L171 222H170V223L167 222V224H165L166 222H165V223H162V225H163V224H165V225H167V226L169 225V228L167 227L168 229H167L166 227H164V225L160 227V226H159V223H160V222H163V220H162V217H160V216H159L160 218H159V217L157 218V215H158L159 213L156 215V213H157V212H156V209H158V208H156V209L154 210V212H156V213L152 212L153 215L156 216V218H155V216H154V218H155V222H157V219L159 220V223L156 224L157 226H155V224H154L155 228H154V227H153V228H154L155 230H154L153 228H151L152 231L150 230V231H147V232H146L147 228L149 227V229H150V227H151V226H150V221H149V219H150V220L152 219L151 221H152L153 223H155V222L153 221L154 218H152V217H153L152 213L150 214V217H149V218H146L149 214H148V215L146 214V216H145V219H148V220H147L148 222L145 223V221H144V223H145V224H148V223H149V224H148L149 226L146 225V227L148 226L147 228L145 227V224H144L143 222H142L143 224H139V226H138V225L135 226V224L138 223L137 221H140V220H141L140 218L144 217V215H145V213H146V209H145V212H144V209L142 208L143 206L140 205L141 208L143 209V211L141 210L140 206H136L137 208L140 209V210L138 209V212H137V208L131 206V203H132V202H131V203H130V206H129V204H128L129 208L127 207V209H129L130 212L126 209L127 212H129V213L127 214L128 216L124 215V213H122V212H124L123 209H122V211H121V208H120V209L118 208L119 206L116 207V205H118V204L115 205V201H114V199H111V198H110L111 194L108 195V196H109V199L106 198L107 196L105 197V195L101 197V193L104 192V191H103V190H104V187H103L104 185H102L104 182H102V184H101L100 186H99V185H98V186H94V185H97L98 182H100L101 180H106V179H105V178H106L105 175H103V173L105 172V170H103V168H104L105 166H102V168L100 167L99 170L97 169V171H98V172H97V175H96V173H93V172H92L94 178L92 179V178L90 177L89 180H94V182H93L94 185H93V186H92V181L89 182V181H87V180H88L87 177L84 178L85 176H88V177H89V176H92V175H85V176H83L84 173H85V174L91 173V170H90L91 168H88ZM96 166H97V167H96ZM111 166H112V165H111ZM129 166H128V167H129ZM143 166H144V167H143ZM171 166H172V164H171ZM188 166H187V168H188ZM190 166H189V167H190ZM195 166H197V169L195 168ZM203 166L207 168V166H205V165H203ZM209 166H210V165H209ZM260 166H262V165H260ZM5 167H6V166H5ZM59 167H60V166H59ZM61 167H62V166H61ZM70 167H71V166H70ZM120 167H121V168H120ZM142 167H143V168H142ZM160 167H161L162 169H161ZM173 167H174V165H173ZM175 167H176V166H175ZM175 167H174V169L171 168V169H173V170L175 171V172H174L173 170H171L174 174L178 173V172H177L178 169H177V167H176V169H177V170H176ZM180 167H181V168H180ZM191 167L188 168V169H190V170H187V169H186L185 172H186L187 174H190L189 171H192V168H191ZM204 167L201 166V167H199V168H200V171L198 170V171L201 173V175H203V176H201V179H203V180H205L204 178H206V177H204L205 174H202V172H201V170H202ZM226 167H225L224 169H226ZM246 167H247V166H246ZM0 168H1V167H0ZM6 168H9L10 170H8V169L6 170V169L3 167V169H0V170H1V173H0V174H2V171H3L4 173H8L6 177H5L4 174H2L1 176H2V178H3V176L5 177V178H3V180H6V178L9 177V179H7L5 182H6V183H7V182L10 183L9 181H10V179H11L12 177H13L12 181L15 180L13 174L16 173V170H19V169H15V170H14V169H13V168H14L13 165H9V164H8V166H7ZM77 168H78V167H77ZM77 168H76V169H77ZM112 168H113V167H112ZM129 168H130V167H129ZM141 168H142V169H141ZM154 168H155V169H154ZM184 168H185V169H184ZM251 168H252V167H251ZM40 169H41V168H40ZM70 169H72V167H71ZM70 169H69V171H70ZM74 169H75V168H73V169L70 171V175H72L71 173H72L73 171H76V169H75V170H74ZM79 169H80V171H81V168H79ZM88 169L90 170V172H88V171H89ZM93 169H92V171L96 172V171L93 170ZM183 169H184V171H183ZM207 169H208V168H207ZM216 169H215V170H216ZM219 169H218V172H219V171L221 172L223 168L220 169V170H219ZM224 169H223V170H224ZM245 169H246V168H245ZM263 169H264V168H263ZM4 170H5V171H4ZM13 170H14V171H13ZM20 170H21V169H20ZM50 170H53V171L55 172V174L58 173V174L56 175L57 177H55L54 175H52V174L49 172ZM100 170H101V171L103 170V171H102V174L100 173V174H101V177H103V179H101L100 181H99V180H98V181H95V176H96L97 178H98V177L100 178V175L98 176ZM195 170H194V171H195ZM203 170H205V169H203ZM208 170H209V169H208ZM211 170H212V169H211ZM8 171H13L14 173H13V172L10 173V172H8ZM23 171H24V170H23ZM40 171H43V170H39L38 172H40ZM187 171H188V172H187ZM198 171H197V172H198ZM212 171H213V170H212ZM226 171H228V170L226 169ZM128 172H129V173H128ZM172 172H171V173H172ZM182 172L180 173V175L182 174ZM197 172H195V173H197ZM204 172H205V171H204ZM207 172H208V171H207ZM213 172H214V171H213ZM215 172H216V171H215ZM242 172H243V171H242ZM259 172H260V170H259ZM263 172H264V171H263ZM18 173H19V171H18ZM18 173H17V174H18ZM49 173H50V174H49ZM52 173H53V172H52ZM65 173H66V174H65ZM82 173H83V174H82ZM164 173H163V174H164ZM171 173H170V174H171ZM173 173H172V174H173ZM186 173H185V174H184V173L182 174V175H184V178H186V177L188 176V175L185 176ZM222 173H223V172H222ZM222 173H221V174H220V173H218V174L213 173V175H212V174L209 172V175H210V176H209L207 173H206V175H207V177H211V175H212V176L215 175V177H212L213 179H212V178L210 179V180H212V181L214 182V181H216V180H214V178H217V177H216L217 175H222ZM224 173H225V172H224ZM224 173H223V174H224ZM9 174H12V176H11V175L9 176ZM17 174H16V175H17ZM19 174H20V173H19ZM19 174H18V175H19ZM36 174H37V173H36ZM36 174H35V175H36ZM39 174H40V173H39ZM53 174H54V173H53ZM144 174H143L142 176H144ZM244 174H245V173H244ZM21 175H22V174H21ZM21 175H19V176H21ZM67 175H68V176H67ZM102 175H103V176H102ZM124 175H125V178H124ZM176 175H177V174H176ZM176 175H173V176L177 177V179H180V178H181V181H184L183 183H185V181H186V183H188V182H187V179H186V180H185L184 178H183L184 180L182 179V175L180 176V175L178 174V175L180 176V178H178L179 176H178V175L176 176ZM191 175H192V177H193L195 174H194V175L191 174ZM198 175H199V174H198ZM241 175H243V174H241ZM19 176H16V177H18V178H16V183H19V182H17V180L19 179L20 183L22 184L23 181L21 182ZM51 176H54V178L51 177ZM66 176H67V177H66ZM75 176H76V177H75ZM82 176H83V177H82ZM93 176H92V177H93ZM106 176H107V175H106ZM112 176H113V178H112ZM150 176H151V177H150ZM23 177H25V176H23ZM35 177H36V176H35ZM65 177H66V178H65ZM80 177H81V178H80ZM104 177H105V178H104ZM108 177H107V180H109ZM140 177H141V176H140ZM145 177H144V178H145ZM164 177H165L166 179H164ZM192 177H190V178L188 177V178L191 179V180L193 179V180H192L193 183H192V181H191V182L189 181L190 183H188V184L190 185L191 183H192V184H194V183H198L197 185L195 184L196 186L194 185V186H195L194 188H195V189H199V187H200V189H202L204 186L201 187L200 184H203L204 181L201 180V181H203V183H200V184H199V182H201V181L199 180L200 178H199V179H198V178L194 179V178H192ZM36 178H37V177H36ZM52 178H53V179H52ZM63 178H65V179H63ZM83 178H84L85 180L87 179L86 181L84 180V181H85L84 183H83ZM99 178H98V179H99ZM26 179H27V178H26ZM28 179H29V178H28ZM30 179H31V177H30ZM34 179H35V178H34ZM71 179H72V180L74 179V180L72 181ZM118 179H119V180H118ZM137 179H138V178H137ZM162 179H164V182H165V180H166L167 183H168V182H171V183L168 184V185H166V184H167L166 182H165L166 184H165L164 182H163V183L161 182ZM169 179H170V180H169ZM3 180H2V182H3ZM8 180H9V181H8ZM32 180H33V179H32ZM32 180H31V181H32ZM46 180L48 181L49 179H46ZM66 180H67L68 182H69V181H70V182H69V183L67 182V184L65 183V185H69V184H71L72 186L74 185L73 187H70L71 185H69V188H70V189L73 188L71 191L74 192V193H73V192H72V193H73V195H75V196H74L75 198H74V197L72 198L73 195H72L71 191L69 190L68 186H65V185L63 186L62 183L65 182ZM96 180H97V179H96ZM132 180H133V181H132ZM138 180H139V179H138ZM198 180H199V181H198ZM206 180H207V179H206ZM210 180H209V182H210ZM12 181H11V182H12ZM31 181H30V183H29V182H27V183L31 184ZM33 181H35V182L37 181L36 183H38V180H37V179H35V180H33ZM49 181H50V180H49ZM49 181H48V182H49ZM71 181H72L74 184L71 183ZM253 181H255V180H253ZM25 182H26V181H25ZM25 182H24V183H25ZM45 182H46V181H45ZM53 182H52V183L50 182V183L53 184ZM86 182H87L88 184L90 183L89 185L92 186V187H89L88 185H87L88 187H87V186H82V183H83V184H86ZM158 182H159V183L161 182L163 186L160 185L161 187H158V185L156 184V183H158ZM209 182H206L205 184H207V183L209 184ZM251 182H252V181H251ZM6 183H5V184H6ZM12 183L14 184V182H12ZM16 183H15V186H13V187H15V188H16L17 186H19V185H16ZM27 183H26V184H27ZM57 183H58L59 185H58ZM80 183H81V185H80ZM161 183H160V184H161ZM210 183H211V182H210ZM0 184H1V179H0ZM10 184H11V183H10ZM41 184H38V187H39V185H41ZM78 184H79V186H78ZM99 184H100V183H99ZM104 184H106V183H104ZM208 184H207L206 186H209ZM211 184H214V183H211ZM252 184H254V183H252ZM258 184H259V183H258ZM42 185H41V186H42ZM147 185H148V186H147ZM198 185H200V186L198 187ZM261 185H262V184H261ZM0 186H2V185H0ZM7 186H8V185H7ZM25 186H26V185H25ZM31 186L29 185V187H31ZM41 186H40V187H41ZM50 186H51V187H50ZM76 186H78V187L81 186V187H83V189H85V188L87 187V188H91L92 190H91V189H90V190H87V189H85V190H83V189L80 190L79 188H78V190H76V189H77ZM106 186H107V184H106ZM125 186H126V187H125ZM166 186H167V187H166ZM248 186H249V185H248ZM2 187H3V186H2ZM2 187H1V191H0V192L2 193V192H4V191H6V192H4L5 194L2 193V194H4V196L6 197V199L9 200V199L12 197V200H13V198H14V202H15V201L17 200V198H16L17 196L13 197L14 195L12 194V195L10 196V198H9V195H10V194L8 195L9 192L7 193V189H8V187L10 188V186H8L6 190H4L6 187H5V188H2ZM27 187H28V186H27ZM27 187H26V188H27ZM63 187H64V188L66 187V190H67V188H68V190L70 191V193H69L68 190L65 191V189H64ZM74 187H75V188H74ZM84 187H85V188H84ZM93 187H94V188H93ZM149 187H151V188H153V189H154V188L157 189V187H158L159 190L162 189V190H161L162 192L165 191V189H164V187H165L167 191H166L165 193H162V194H161L160 191H159L158 189H157V191H159V193H157V192L155 191L156 189H154V191L158 194V195H156V193H155L152 189H150ZM186 187H188V185L185 186L184 188L187 189ZM192 187H193V185H192ZM192 187H188V190H189V191H192V190H191V189H193ZM196 187H197V188H196ZM263 187H264V183H263ZM263 187H261V188L263 189V194H264V188H263ZM17 188H19V187H17ZM41 188H42V189H45L43 186H42ZM41 188H38V189H40L39 191L42 193V191H44V190H42ZM57 188H58V189H57ZM61 188H62V189H61ZM189 188H190V189H189ZM261 188H260V189H261ZM13 189H14V188H13ZM20 189H21V188H20ZM20 189H19V191H20ZM28 189H29V188H28ZM28 189H26V190H28ZM38 189H37V191H38ZM55 189H56V190H55ZM74 189H75V190H74ZM93 189H94V190H93ZM105 189H107V187H105ZM121 189H122V190H121ZM144 189H145V191H146V190H147V191L145 192ZM178 189H177V191H178ZM200 189H199V190H200ZM260 189H259V190H260ZM8 190H9V189H8ZM10 190H11V189H10ZM16 190H17V189L13 190V191H15V192H12V193H16V192H18V191H16ZM21 190H22V189H21ZM23 190H24V189H23ZM59 190H60V191H63V192H60ZM120 190H121V191H120ZM139 190H140V191H139ZM142 190H143L144 192H143ZM148 190L151 191V192H153L152 194H153V195L155 194V195H154V196H153V195L151 196V192H149ZM259 190H258V191H259ZM11 191H12V190H11ZM11 191H10V193H11ZM64 191H65V192H64ZM110 191H109V190H105L106 193L108 192L107 194H109ZM126 191H125V193H127ZM194 191H195V190L193 189V193H194ZM245 191H246V190H245ZM21 192H23V191H21ZM28 192H29V193H28ZM47 192H48V193H47ZM139 192H140V193H139ZM178 192H179V191H178ZM184 192H185V191H184ZM195 192H197V190H196ZM243 192H244V191H243ZM260 192H262V191H260ZM260 192H259V194H260ZM31 193H32V194H31ZM43 193H44V192H43ZM118 193H116V194H118ZM179 193H181V191H180ZM186 193H187V190H186ZM186 193H185V194H186ZM188 193H189V192H188ZM197 193H198V192H197ZM2 194H0V198H1L0 201H2V199H5L4 196L2 197ZM6 194H7V195H6ZM17 194H19V193H17ZM47 194H48V195H47ZM67 194H69V195H67ZM103 194H105V193H103ZM131 194H132V195H131ZM133 194H135V195H137V196H134V197H135V198H134V197H133ZM145 194H146V195L150 194V195H148L149 198H150V197L152 198V197H155V196H157V197L159 196L158 199H161V200H158L157 197H155L156 200H155L154 198H152L153 200L157 201V203H154L155 201H153V200L150 198V199L153 201V203H152V201L149 200L148 197H147ZM163 194H165L166 196H162ZM176 194L178 195V193H176ZM182 194H183V196L185 195L183 192H182ZM46 195H47V198L45 199V196H46ZM128 195H129V196H128ZM130 195H131L132 197H131ZM142 195H140V196H142ZM160 195L162 196L161 198H160ZM180 195H181V194H180ZM242 195H243V194H242ZM23 196H25V195L23 194ZM63 196H64V199H65L64 202H66V205H67V206H69V205L72 203V201H73V203H72V205H73V204H74V199H75V201L77 200L75 203H76V204H79V205L81 204L80 207H77V206H76V207L79 208V209H81V206H82L84 203H85V204H88L87 202H88V201H91L92 199H94L95 201L97 200V201L100 202V205H96V206H97L96 208H95V205H94V204H98V203H96L97 201H96V202H89V203L91 204L90 206H94V207H90L89 204H88V206H89L92 210L95 209V211H96V209L98 208V206H100V211H97V212H99V213H96V212L94 211V213H96L97 215L94 214V213H91V212H87V211H86V212H87V214H86L84 210H87V209H86V208H88L87 205H86L87 207L84 208V209H83L84 206L82 207V209H83L84 212L82 211V209L79 210V209H77L76 207H75V209H73V207H74L75 205H73V207H72V205H71V208H72L73 210H76V209H77L76 212L79 213V211H80L81 214L83 213L82 215H79L80 213H79V214H78V213H75V211L73 212V210H67V209H70V207L67 208V209L64 207V206H66V205H65V203L62 201ZM67 196L70 197V198H72L73 200H71L70 198L67 199ZM189 196H190V195H189ZM195 196H197V195H195ZM247 196H248V195H247ZM260 196H261V195H260ZM260 196H259V197H260ZM262 196H263V198H264V195H262ZM7 197H8V198H7ZM20 197H22V193H20ZM61 197H62V198H61ZM119 197H120V198H119ZM127 197H129V198H127ZM143 197H142V198H143ZM173 197H176L175 193H174ZM187 197H188V196H187ZM187 197H185V198H187ZM244 197H245V196H244ZM15 198H16V200H15ZM58 198H61V201H62L64 204H63ZM131 198H132V199H131ZM133 198H134V199H133ZM176 198H178V196H177ZM180 198H182V197H180ZM188 198H189V197H188ZM198 198H199V196H198ZM26 199H23V202H27V201L29 200V199H28V200H26ZM33 199H34V200H33ZM130 199H131V200H130ZM164 199H166V198H164ZM178 199H179V198H178ZM193 199H195V198H192V200H193ZM8 200H7V201H3V204L0 202V204H1V205H4V202H5V206L7 205V207H10V206H8V204L6 203V202H8ZM12 200H11V201H12ZM19 200H20V199H19ZM21 200H22V199H21ZM24 200H25V201H24ZM66 200H67L68 202H67ZM69 200H71V202H70ZM168 200H169V199L166 200L167 203L170 202V200H169V202H168ZM173 200H174V199H173ZM173 200H171V202H172ZM181 200H184V203L186 202V204H185V206H186L187 203H188L187 200L185 201L184 197H183V199H181ZM181 200H180V201H181ZM188 200L190 201L191 199H188ZM192 200H191V201H192ZM196 200H197V199H195L194 201L196 202ZM202 200L205 201L204 199H202ZM207 200H208V199H207ZM243 200H244V199H242V201H243ZM245 200H246V199H245ZM245 200L243 201L244 203H241V206H242V205H247V204H248V201L245 203ZM258 200H260V199H258ZM17 201H18V200H17ZM40 201H41V203H40ZM147 201H148V202L150 201L151 203H148ZM180 201L177 200V201H175V202H172V204H176L177 202L179 203ZM203 201H202V202H203ZM242 201H241V202H242ZM262 201H263V200H262V197H261V202H262ZM29 202H30V201H29ZM29 202H28V203H29ZM31 202H30L29 204H31ZM69 202H70V204H69ZM135 202H133V205H134ZM145 202H147V203H145ZM192 202H193V201H192ZM259 202H260V201H259ZM259 202L257 201V203H259ZM8 203H9V202H8ZM11 203H12V202H11ZM19 203H20V202H19ZM39 203H40V204H39ZM92 203H93V204H92ZM182 203H183V202H182ZM193 203H194V202H193ZM193 203H192V204H193ZM198 203H199V201H198ZM198 203H197V205H198ZM206 203H207V202H206ZM209 203H210V202H209ZM263 203H264V201L262 202V204H263ZM14 204H16V203H14ZM37 204H38L39 206H38ZM62 204H63V205H62ZM85 204H84V205H85ZM147 204H148V205L151 204L152 206L150 205V206H151V207H150V206H148ZM154 204H155V205H154ZM165 204H166V203H165ZM200 204H201V201H200ZM200 204H199V205H200ZM203 204H204V203H203ZM262 204H261V203H260L259 205L256 204V208H255V210H254V211H251V213H250L251 216H252L254 213H255V216H256L255 219H254V217H253V220L250 221V225H249V226H250V227H249V232H251V233H250V236H251V237H252L253 233H255V230L258 229L259 231H261V229L257 228V226L260 227L259 225H261V223H260V221H261L260 219H261V218H259V217H263V218H262V221H263V222H262V225L264 224V220H263V219H264V216H261V214L264 213V209L262 208V207H263ZM1 205H0V206H1ZM18 205H19V204H18ZM18 205H17V207H18ZM20 205H21V203H20ZM25 205L28 206L27 204H24V206H25ZM121 205H120V207H122ZM135 205H137V203H136ZM167 205L172 206V208H173L174 206H175V207L178 206V210H179V208L181 207L180 203H179V205L176 204V205H174V206L171 205V203H169V204H167ZM188 205H189V203H188ZM193 205H194L196 208H197V207H198V208H199V207H200V208H201V207L203 208V206H204V205H203V206H197L195 203H194ZM263 205H264V204H263ZM13 206H14V205H13ZM21 206H22V205H21ZM24 206H22L21 208L19 207V210L24 208L23 211L21 210L23 213L25 212V209H26ZM31 206H32V207H31ZM62 206H63L66 210H65L64 208H63L64 210H61V209H62ZM185 206L183 207V205H182V207H183V208H181L182 210H179V216L177 215L179 218H181V212H184L183 209L186 208ZM190 206H191L190 208H186V209H184V210H189V209H191V210H192L191 212H193V214H194V213H195L194 211H195L196 209H195V208L192 209V205H191V204H190ZM194 206H193V207H194ZM1 207H2V206H1ZM7 207L5 208L7 211H6L5 209H2V210H4V211H2V210L0 209V213L3 212V213H2L3 216L0 217L1 220H2V218L4 217V215H5V218H7V216H6L7 213H6V212H8V209H9V210H10V209H13L12 206H11L12 208H7ZM149 207H150V208H149ZM187 207H188V206H187ZM238 207H240V206H238ZM247 207H248V206H247ZM90 208H88L89 211L91 210ZM93 208H94V209H93ZM117 208L119 209V212H118V209H117ZM133 208H134V210L136 211L137 214L139 213V211H141V212H140V215H143V214H144V215H143V216H140V215L138 214L139 216H137V214H136L135 218H133V219H136L137 217H138V219H137V220H133V219L131 220V219H129V221H131V223H130V222H129L128 220H126V219H128V217L130 216L129 214L131 213V209H133ZM162 208H163V209H162ZM162 208H161L162 210L158 209L157 211H159V212L162 211L161 213H163V211H164V213H165V211H166V210H165V209H166L165 205H163ZM167 208H168V207H167ZM198 208H197V210H198ZM200 208H199V209H200ZM244 208H245V207H244ZM250 208H251V207H250ZM14 209H15V208H14ZM150 209H151V210H150ZM169 209H170V211H166L167 213H169V214H168L169 216L166 217L167 213H165L164 215L161 214V216L163 215L164 217H166V219L169 217V220L172 219V221H176V219L179 220L178 217L176 218V215H175V216L173 215V216H172L173 218H171L172 213H175V212H176L175 214H178V213H177V211H178V210H177V207H176L175 209H174V208L171 209V207H169ZM169 209H167V210H169ZM194 209H195V210H194ZM237 209H238V208H237ZM239 209H240V208H239ZM241 209L243 210V208H241ZM246 209H247V208H246ZM17 210H18V209H17ZM92 210H91V211H92ZM126 210H125V213H127ZM176 210H177V211H176ZM242 210H241L240 212H242ZM5 211H6V212H5ZM10 211H12V210H10ZM10 211H9V212H10ZM21 211H19V212H21ZM62 211H64V212L67 211L68 214H64ZM68 211H72L71 213H74L75 215L73 214L74 216L72 215V217L69 216V215H70V212H68ZM120 211H121V213L123 214V219H124V221L126 220V221H125V225L128 224V222H129V223H130L129 226H130V225H132V223H134V221H135V224H133V225L135 226V228H134V230H132V233H134V234H132L133 236H131V233L129 234L128 230L131 231V228H133L134 226L132 225V226H130L131 228L129 227V229H128V228H127V227H128L127 225H126V226H125V225H124V226L122 225V223H123L124 221H123V219H122V220H119V217L122 218V214H121V216H120V214H119ZM172 211H173V212H172ZM174 211H175V212H174ZM180 211H181V212H180ZM4 212H5V214H4ZM9 212H8V213H9ZM14 212H15V210H14ZM22 212H21V216H22V217L20 216L19 213H18L19 215H15V217L20 216V217L23 219L24 214H25V218H26V220L28 221V223H29V221H30V222H31V221L33 222V219L31 220V219L28 218V215H29L28 211H26V212L28 213V214H27V217H26V213H24V214L22 215ZM35 212H36V213H35ZM133 212H134V211L132 210V215H133V216L131 215L130 218L134 217L135 214H134ZM143 212H144V213H143ZM170 212H172V213H170ZM197 212H198V211H197ZM240 212L237 210L236 214H237V213H240ZM244 212H245V211H244ZM244 212H242V213L244 214ZM246 212H247V211H246ZM248 212H249V211H248ZM10 213H11V212H10ZM10 213H9V214H10ZM84 213H85V214H84ZM141 213H142V214H141ZM31 214H32V215H31ZM34 214H35V215H34ZM76 214H77V215H76ZM187 214H188V211H187V213H186V211L183 213V215H185V217H182V220H183V218L186 219V215H187ZM243 214H241V215H243ZM0 215H1V214H0ZM12 215H13V213H12ZM33 215H34V216H33ZM190 215H191V213H189L187 216H188L189 218H191ZM194 215H195V214H194ZM198 215H199V214H198ZM198 215H197V216H198ZM238 215H239V214H238ZM31 216H32V217H31ZM192 216H193V215H192ZM12 217H14V216H12ZM91 217H92L94 220H93V219L91 220V219H90ZM124 217H125V218H124ZM126 217H127V218H126ZM164 217H163V218H164ZM174 217L176 218L175 220H174ZM244 217H245V219H246V216H244ZM248 217H249V216H248ZM257 217H258V218H257ZM10 218H11V217H10ZM18 218H19V217H18ZM18 218H17V219H18ZM21 218H20V220H22ZM77 218H78V221H79V222L76 220ZM170 218H171V219H170ZM189 218H188V219H189ZM193 218H196V217L193 216ZM256 218L259 220V223H260L259 225H257V224H258V220H257ZM3 219H4V218H3ZM13 219H14V218H13ZM15 219H16V218H15ZM70 219H72L74 222L77 221V222H76V223H77V227L80 225L82 228L85 229V230H84V229H82V228L79 226V227L81 228V233H83V235H84L85 233L88 232L87 235H86V236H85V235H84V236H80V238H79V235H80V229H79V227H78L79 231H78V232L76 231L77 233H75V234H74V233H71L72 230H71V232H70L69 229H73L76 225L74 226L73 224H71V223H72V220H71V222L68 221V220H70ZM74 219H75V220H74ZM87 219H88L89 223L92 224L91 226L88 225V221H87ZM139 219H140V220H139ZM160 219H161L162 221H160ZM164 219H165V218H164ZM251 219H252V218H251ZM23 220H25V219H23ZM26 220H25V221H26ZM90 220H91V222H90ZM178 220H177V221H178ZM242 220H244V219H242ZM254 220H255V222H254ZM256 220H257V222H256ZM7 221H8V220H7ZM10 221H12V218L10 219ZM16 221H17V220H16ZM16 221H15V223H17L19 220H18L17 222H16ZM27 221H26V222H27ZM67 221H68V222H67ZM92 221H93V223H92ZM120 221H121V223H120ZM184 221H185V220H184ZM235 221H236V220H235ZM5 222H6V219H5ZM5 222L0 221V232H2V231H7V232L10 231V230H9L10 225H11L12 223H14V221H12V223H9V224H10V225H9V224H6ZM26 222H24V224H26ZM152 222H151V224H152ZM194 222H195V221H194ZM15 223H14L13 227L11 226V229L13 228V230H17V228H14V227H17V226H18V229L20 230V227H19V225H18L20 222H19L18 224H15ZM22 223H23V222H22ZM56 223L58 224L57 226H56ZM66 223H69V224L67 225ZM78 223H79V225H78ZM139 223H141V222H139ZM197 223H198V222H197ZM256 223H257V224H256ZM29 224H30V223H29ZM29 224H28V225H29ZM62 224H66V225H64V226L62 227ZM74 224H75V223H74ZM123 224H124V223H123ZM16 225H17V226H16ZM20 225H21V224H20ZM26 225H27V224H26ZM72 225H73L74 227H73V228H70V226H72ZM119 225H120V226H119ZM152 225H153V224H152ZM160 225H161V224H160ZM177 225H178V226H177ZM24 226H25V225H24ZM65 226H66V227H65ZM137 226H138L140 229H141V228L143 229L144 227L146 228L145 231L143 230V231H144V234H143V231H142V234H141V232H140V235H139V236H141V237H140L141 239L139 238V236H138V234H137L138 232H137V233L135 232V231H137V230L139 229ZM140 226H141V227H140ZM143 226H144V227H143ZM158 226L160 227V230H161L162 227H163V228H164L163 231L166 230V231H164V232H166V233H167V232H168V233H171L172 235H170V234L168 235V234H166V233H164V232H162V231L160 232L158 228H157V230H156V227H158ZM170 226H171V227H170ZM174 226H176V227H180V228H177V229H176V227H174ZM187 226H188V225H187ZM61 227H62V228H61ZM64 227H65V228H64ZM121 227H125V228H126V231H127V232L123 229V230L126 232L125 234L128 233V235H125V236H128V237L130 236L131 240H134L135 242H136L135 239H137V242H136V243H138L139 245H137V246L132 245V244H133L132 242H134V241H132V242L130 241V242H128V244H129V246H132V247H133V248H132V247L130 248V247L128 246V244H127V241H129L130 238L128 239V238L126 237V238H127V239H126L125 236H123V235H124V234H123L124 231L120 229ZM136 227H137V230H136ZM182 227H183V228H182ZM201 227H202V226H201ZM203 227H204V226H203ZM203 227H202V228H203ZM27 228H28V226H27ZM58 228H59V229L61 228V229L58 230ZM165 228H166V229H165ZM185 228H186V230H185ZM202 228H201V229H202ZM22 229H23V227H22ZM38 229H40V230L38 231ZM62 229H63V230H62ZM64 229H65V230H64ZM66 229H67L70 233H66V232H68ZM78 229H77V230H78ZM86 229H87V230H86ZM88 229L90 230V232L92 231V234H91V235L89 234V230H88ZM142 229H141V230H142ZM149 229H148V230H149ZM181 229H182L183 231H182ZM19 230H18V231H19ZM23 230H24V229H23ZM23 230H22V231H23ZM57 230H58V232H60V231L62 230V233H63V231H64V234H61V232H60L62 238H59V239H58V236L60 237V235L56 233ZM75 230H76V229L74 228V231H73V232H75ZM173 230H174V229H173ZM18 231H17V232H16V231H15V232L12 231L11 233H9V234L11 235V243H12V241H13V243H16V244H19L18 242H21V241H20L21 239H19L20 237L18 238V235H17V234H15V238H14V234L12 235V233H18ZM25 231H26V228H25V230H24L22 233H24L27 237L24 235V238H25V239H24V238H22V237H23V236H22L23 234H21L22 241H23V240H26V239L30 240V239H29L30 236L27 235V234L30 235L29 231H28V233H27V231H26V233H25ZM82 231H83V232H82ZM84 231H85V232H84ZM119 231H120V232H119ZM121 231H123V232H121ZM153 231H155V232H153ZM193 231H194V230H193ZM195 231H197V234L195 233ZM195 231H194V234H195L196 237H198V236H197V235H198V230H195ZM259 231H256V234H255V235H257L258 238H259V236H260L261 238H260L259 240H261V239L264 237V236H263L264 233H263L262 231H261L262 233H261V232L258 233ZM7 232H5L6 235H5V233H2V234H4L5 236H7ZM32 232H33V230H32ZM38 232H39L40 234L42 233V237L40 238V236H39V234H38L39 238L36 239V237H37V233H38ZM145 232H146V233H145ZM173 232H174V233H173ZM189 232H188V233H189ZM19 233H20V232H19ZM19 233H18V234H19ZM65 233H66V234H65ZM78 233H79V234H78ZM93 233H94V235H93ZM135 233H136V234H135ZM150 233H149V235H151ZM163 233H164V234H163ZM185 233H184V235H186ZM257 233H258V234H257ZM9 234H8V235H9ZM31 234H32V233H31ZM34 234H33V236H34ZM43 234H44V235H43ZM77 234H78V235H77ZM121 234H123V235L121 236ZM161 234H162V235H161ZM192 234H193V232L187 234V235L185 236L186 240L183 239V238H184V237H183V238H182L183 241L189 243V241L187 240V238H188L190 235H191V237L188 238L189 240H190V238L193 239V238L195 237V236H192ZM200 234H201V233H200ZM260 234H261V235L263 234V235L261 236ZM74 235H77V237H75ZM119 235H120L121 237H119ZM160 235H161V237H159ZM164 235H166V237H163ZM184 235H182V236H184ZM0 236H1V235H0ZM16 236H17V239H18L19 241L16 240ZM33 236L31 235V237H33ZM71 236H72V239L70 240ZM89 236H90V237L92 236V237H91L92 239H91ZM134 236H135V239L133 238ZM151 236H152V235H151ZM175 236H176V237H175ZM187 236H188V237H187ZM253 236H254V235H253ZM257 236L252 237L253 241H251V242H253V243H252L251 245H249L250 247H246V248L243 249V251L241 250V253H237V254H240V255H239L240 259L237 260V261H238L237 264H238L239 262H241V260H243V264H244L245 262H246V264H264V241H261V242L258 241ZM1 237L3 238L4 236H1ZM7 237H8V236H7ZM67 237H68V238H67ZM69 237H70V238H69ZM73 237H75V238H73ZM81 237H82V238H81ZM122 237L126 239V245L128 246V250L131 249L130 252L127 250V246L124 245L125 241H124L123 244H122L123 240L120 241V242H118V238L123 239ZM192 237H193V238H192ZM196 237H195V238H196ZM255 237L257 238V241H256V239H254ZM2 238H1V240H0L1 242H2V240H3ZM4 238H5V237H4ZM33 238H34V237H33ZM76 238H77V239H76ZM132 238H133V239H132ZM138 238H139V241L141 240V242H138ZM171 238H170V239H171ZM176 238H177V239H176ZM31 239H32V238H31ZM57 239H58V241H61V239H62V243H61V245H57V244H56ZM121 239H120V240H121ZM182 239L180 240V242L182 241ZM4 240H6V241L8 240L7 242H9V244H10V239H9V238H6V239H4ZM4 240H3V241H4ZM28 240H26L27 242L25 241L26 244L28 243ZM150 240H145V241H146L145 244H146V245L149 244V246H150V245H151V243L149 242ZM164 240H165V239H164ZM171 240H172V239H171ZM173 240H172V241H173ZM193 240H194V239H193ZM221 240H222V239H221ZM223 240H224V239H223ZM263 240H264V239H263ZM6 241H5V242H6ZM147 241H148V242H147ZM156 241H157V243H156ZM177 241H176V242H177ZM183 241H182V243H180V242L178 243V242H177V243H178L177 246H179V244H184L185 242H183ZM216 241H217V240H216ZM224 241H225V240H224ZM1 242H0V248H1V244H2ZM32 242H33V241H32ZM47 242H48V243H47ZM49 242H50V243H49ZM158 242L160 243L159 245H158ZM167 242H168V243H167ZM169 242H171V244L173 243L172 245L170 244L172 247H171V246L169 247ZM191 242H192V240H191ZM218 242L220 243L221 241L219 240ZM3 243H4V242H3ZM22 243H23V242H22ZM30 243H31V241H29V243H28L27 245H26V244H21L20 246H19V245L16 246V244H13V245H12V244H10V245L8 244V245H6V244L4 243V244H5V249H6V248H7V249L5 250V249H4V246H2L3 251H2V249H0V257L3 256V258H4L5 260L1 257L3 260L0 258V264H24V263L26 264L27 262H26L25 257L27 258V260L30 259L29 261L32 262V260H33L32 258H35V257H36V259H37V256H38V258H39V259H37V260L40 262V257H41V256L39 257V253H41L40 249H39V253H38V255H35V253H34L35 250L30 249V247H29V246H32L31 248H34L35 245L32 244V243H31L32 245H30ZM45 243H46V244H45ZM57 243H58V242H57ZM108 243H109V244H108ZM117 243H118V244H117ZM119 243H120V245H119ZM130 243H132V244L130 245ZM147 243H148V244H147ZM188 243H187V244H188ZM216 243H217V242H216ZM219 243H217V244H219ZM222 243H223V241H222ZM4 244H3V245H4ZM14 245H15V246H14ZM108 245H109V246H108ZM121 245L124 246V247L122 248ZM141 245H142V248H144V247H145V248L148 247V246L144 245L143 243H142ZM143 245H144V247H143ZM155 245H157V246H155ZM163 245H164L165 247H164ZM220 245H222V244L220 243ZM225 245H226V244H225ZM7 246H8V247L10 246V247L8 248ZM11 246H12V247H11ZM13 246H14V247H13ZM125 246H126V249H125ZM134 246H135V247H134ZM152 246H151V247H152ZM162 246H163V247H162ZM175 246H176V244H175ZM177 246H176L175 248H177ZM192 246H193V245H192ZM213 246H216V247H214V248H215L214 251L210 254L211 256H213V258L209 255V253L207 254V255H208L207 257L205 256L206 254L204 255L205 252H208V251L211 252L210 249L213 248V247H212V244H211V247H212V248H208V247H207V248H208V249H207L208 251L206 250V248H205V249H204V248H201V249L203 250L202 252H204V253L202 254V252H201V255H200V256H203V255H204V258H203V257H200V256H198V257H200L202 261L204 260L203 262H207L206 264H209V263H210V262L206 261V260L209 259V258H208L209 256L211 257V261H212L211 263H213V259H215V258L217 257V258L215 259V262H216L217 259L219 258V256H221V255H213L214 253H216V252L219 250L218 248H220V247L217 248V245H216V244H215V245L213 244ZM218 246H219V245H218ZM222 246H223V245H222ZM28 247H29V249H28ZM80 247H81V249H80ZM101 247H102V248L105 247L106 249L109 248V249H108L109 251L113 249V251H112V252H107V250L104 249L105 252H104V251L102 252V253H104V254H102V253L100 254L99 251H98V253H97V251H95V249L99 250V248H101ZM111 247H112V248H111ZM120 247H121L122 250H125V252H124L125 255L128 254V255L131 256V257L128 258L129 260L126 259V258L123 259L121 255H120V256H121L122 259H121V258H120V259H117V258H118V253H117V252H119V251L121 250ZM139 247H137L138 250H137V248L135 249V250H136V253L138 252V254L141 253V252L143 251V249L141 250V247H140V251H139ZM186 247H187V246H186ZM205 247H206V246H205ZM35 248H34V249H35ZM110 248H111V249H110ZM37 249H36V251H37ZM47 249L49 250V248H47ZM159 249H160V250H159ZM30 250H32L33 252L30 251ZM76 250H77V254H78V251H79V250H81V251H83V252L80 251L79 254L77 255L78 257H77L76 255H74V256H75V259H73V258H74V257H73V254H74V253L76 254V252H75ZM101 250H103V249H101ZM118 250H119V251H118ZM122 250H121V252H122L121 254L123 255V251H122ZM126 250H127L129 253H128ZM148 250H151V249H148ZM148 250H146V252H147ZM157 250H156V253H157V255H158V254H160V252H158ZM168 250L166 251L167 254H168ZM171 250H170V252H171ZM174 250H175V249H174ZM186 250H187V249H186ZM204 250H206V251H204ZM216 250H217V251H216ZM1 251H2V252H1ZM4 251H5V252H4ZM13 251H14L15 253H13ZM36 251H35V252H36ZM182 251H183V250H182ZM184 251H185V249H184ZM17 252H19L20 255H19V254L17 255V254H16ZM28 252H29V253L31 252L30 254L33 253V254H34V255L32 254L33 257H32V255H29ZM50 252H51V251L49 250L48 252H43V253H44L45 255H46V253L50 255ZM106 252L109 253V254L111 253V255L107 254L108 256H110V258L114 256L113 258H111V260H110L109 262H106V261H108L109 259H108V260L105 259L106 256H107V255L105 254ZM146 252H144V254H143L144 256H146V255H145ZM161 252H164V251L162 250ZM195 252H196V251H195ZM197 252L199 253V251H197ZM218 252H219V251H218ZM218 252H217V253H218ZM222 252H224V251H222ZM222 252H221V253H222ZM231 252H232V251H231ZM231 252H230V253H231ZM237 252H238V251H237ZM242 252H243V253H242ZM25 253H26V254H25ZM55 253H56V254H55ZM69 253L72 254V257H73L72 260H71V255L69 256ZM130 253H133V254L131 255ZM136 253H135L134 255H136ZM156 253H154V251H153V254L151 253V255H154V254H156ZM164 253H165V252H164ZM180 253H181V252H180ZM187 253H188V252H187ZM230 253H229V255H230ZM12 254H15V255H16L15 257H19V258H20V263H16V262H19L18 260H17V261H14L15 258H14V255H12ZM36 254H37V252H36ZM44 254H43V255L41 254V255L44 256V257H46ZM53 254H54V255H53ZM82 254L85 255V257H86L87 260L84 259V257H81V259H80L79 256H84V255H82ZM95 254H97V256H95ZM113 254H114V255H113ZM146 254H149V255H150V253H148V252H147ZM191 254L194 256L196 253H195V254L191 253ZM199 254H200V253H199ZM226 254H227V253H226ZM226 254H225V255H226ZM235 254H236V253H235ZM235 254H234V255H235ZM28 255H29L30 257H28ZM55 255H56V257H55ZM93 255H94V256H93ZM100 255H101V256H100ZM125 255H123V257H125ZM141 255H142V253H141ZM151 255H150V256H151ZM157 255H155V256H157ZM168 255H169V254H168ZM192 255H191V257H192ZM197 255H198V254H197ZM197 255L194 256V257H196V258H194V257L192 258L193 264H194V261L197 260V258H198ZM225 255H224V256H225ZM231 255H232V254H231ZM12 256H13V257H12ZM34 256H35V257H34ZM158 256H160V255H158ZM161 256H162V255H161ZM178 256H180V255H178ZM181 256H183V255H181ZM186 256H187V254H186ZM214 256H216V257H214ZM226 256H228V254H227ZM10 257L13 258L14 260L11 259ZM31 257H32V258H31ZM126 257H128V256H126ZM136 257H138V256H136ZM142 257H143V256H141V257L139 256V262L141 261V258H142ZM173 257H174V256H173ZM188 257H189V256H188ZM221 257H223V256H221ZM230 257H231V256H230ZM42 258H43V257H42ZM42 258H41V260H42ZM82 258H83V259H82ZM144 258H145V257H144ZM151 258L154 259L155 257H151ZM164 258H165V257H164ZM167 258H168V257H167ZM177 258H178V257H177ZM181 258H182V257H181ZM200 258H198V259L200 260ZM202 258H203V259H202ZM206 258H208V259H206ZM227 258H228V257H227ZM237 258H238V256H237ZM10 259H11V260H10ZM24 259H25V260H24ZM31 259H32V260H31ZM36 259L33 260V263H35V264H39V263H37V260H36ZM45 259H47V257H46ZM45 259H44L45 262H44V261H41L40 264H41V263L43 264V262L46 263V260H45ZM92 259H93V260H92ZM103 259H105L106 261H103ZM113 259H114V260H113ZM136 259H137V258H136ZM158 259L160 260V258H158ZM172 259H174V258H172ZM185 259H186V258H185ZM189 259H190V257H189ZM193 259H194V260H193ZM223 259H224V258H223ZM223 259H222V260H223ZM21 260H24L25 262L23 263V262H21ZM35 260H36V262H35ZM69 260H70V261H69ZM88 260H89V261H88ZM112 260H113V261H112ZM117 260H118V261H117ZM149 260H150V259H149ZM151 260H152V259H151ZM163 260H165V259H163ZM174 260H175V259H174ZM174 260H173V261L170 260V261H169V262H170L169 264H172L171 261H172L173 263H174V262H178L177 260H176V261H174ZM183 260H184V259H183ZM186 260H187V259H186ZM201 260H200V261H201ZM209 260H210V259H209ZM228 260H229V259H228ZM29 261H28V264L31 263V262H29ZM91 261H92V262H91ZM145 261H146V260H145ZM145 261H144V262H145ZM147 261H148V260H147ZM160 261H161V260H160ZM188 261H189V260H188ZM188 261H187L186 263H188ZM190 261H191V260H190ZM192 261H191V262H192ZM200 261H197L198 264L200 263ZM48 262H49V260H47V263H46V264H48ZM50 262H51V261H50ZM83 262H82V264H84ZM98 262H96V263H98ZM116 262H115V263H116ZM180 262H182V261H180ZM184 262H185V261H184ZM223 262L226 263V261H223ZM223 262H222V263H223ZM33 263H31V264H33ZM141 263H142V262H141ZM189 263H190V262H189ZM189 263H188V264H189ZM49 264H51V263H49ZM66 264H67V263H66ZM109 264H110V263H109ZM112 264H113V263H112ZM125 264H126V263H125ZM130 264H132V263H130ZM182 264H183V263H182ZM184 264H185V263H184ZM191 264H192V263H191ZM214 264H215V263H214ZM216 264H217V263H216ZM233 264H234V263H233ZM239 264H240V263H239ZM241 264H242V262H241Z\"/></svg>",
  "mask_w": 264,
  "mask_h": 264
}]
</instances>
